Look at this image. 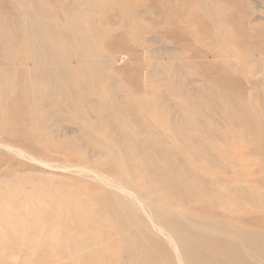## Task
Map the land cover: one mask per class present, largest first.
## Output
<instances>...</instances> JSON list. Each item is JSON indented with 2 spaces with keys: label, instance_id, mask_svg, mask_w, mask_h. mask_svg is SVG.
<instances>
[{
  "label": "rangeland",
  "instance_id": "1",
  "mask_svg": "<svg viewBox=\"0 0 264 264\" xmlns=\"http://www.w3.org/2000/svg\"><path fill=\"white\" fill-rule=\"evenodd\" d=\"M10 1H12V0H0V13H2V14H0V19L2 20V22H0V26H1L0 27V37H1L0 38V193L2 191V193L0 194V197H1L0 198V203H1L0 207H2L4 205L3 207H5V208L8 207L7 209H9V210H7V209L5 210V208H2V211H4V212H2L0 210L2 213H4L3 214L4 219L2 217H0L4 222V223H0L1 224L0 225V231H1L0 232V239H1V241H0V264H80L79 263L80 260H78V262H77V260L75 259L76 257H78L77 259H80V258L82 259L81 264H142L141 262H144L143 264H155L156 263V260L152 261V259H150V258L149 259L148 258L143 259V257H141V255L138 256V254L141 252L140 249H139L140 251L137 250V252H136V250H134V252H132V250L128 251V249L126 250V245L124 243H122V242L120 243L118 241V238L115 235L116 232L113 229L112 225L109 224L110 225L109 226L107 224L108 221L109 222L111 221V219H109V218H111V214H113L116 211V209L114 210V206L113 207L111 206L112 205L111 198H112V194H113L112 192L113 191H110L109 188L106 187L105 185H102L101 183H99L97 181L95 182V180L93 181L92 179H89L87 177L84 178V176L79 175V173L76 171L73 172L71 170H66V169H63L61 167L56 168V166L47 165L48 162H50L53 165H58V164L63 165V164H67V163L72 164V165H76V164H82V165H87V166L90 165V166H93L95 168L98 167L97 169H101L102 171H107V173H110L111 175H114L117 177L121 175V173L124 171V169L128 168L130 171H132L133 174H135L136 178L134 177V180L132 179V181H134V183L136 185L140 186V184H142L140 187L144 188L145 190H148L149 189L148 182L150 184L151 183L153 184L154 182H155L154 184H158V185L160 184L164 188L166 193L169 192L168 195L165 192L164 193L161 192V194L170 201L174 198V195L178 196V194L175 191L176 189L174 188V187L178 186V184H179L178 187L183 189V187L185 185L189 186V184H190V186H193V185H191L193 182L201 184V180L212 181L211 179H213V181L216 182L215 181V179H216L218 182V183L216 182L217 186H222L225 184L224 178L228 179V177H229V180L231 179L230 181L227 180L229 185H230L231 182L234 184V180L237 179L236 177H238V179L239 178L243 179L246 176L247 178L243 179L242 181L246 180L245 182H247V179H249V178L252 179V177L255 176L256 179L254 177L252 180H250V179L248 180L250 182L249 184L252 185L254 182L253 186L256 187V189H258V190H261V188L258 186L263 185L262 190H264V184H263L264 183L263 182L264 181V178H263L264 177V166H263L264 165V156H263L264 155V151H263V149H264V146H263L264 145V140H263L264 139V124L262 125V122L264 120V116L263 115L261 116L262 113L264 114V110H263L264 109V71H263L264 70V62H263L264 61V58H263L264 57L263 56L264 55V18H263L264 17V0H209V1L208 0H202V1L201 0H181V1L180 0H139V2H138V0H122V1L121 0H114V1L113 0H105L103 2L100 1L102 3L94 2V5H92L93 8L91 7V5L86 4L85 0H82V1L87 5L86 7H84L85 5H82V4H84L83 2L79 6L76 5V4L80 3V0L79 1L78 0H72L73 4H75L77 7L73 6V4L71 3L70 0H56V1L55 0H47V1L46 0H32V1L31 0H28V1L27 0H13L12 2H10ZM41 1H43L44 6H43V3ZM45 1L48 3H46ZM60 1H62V2L60 3ZM66 1H67V3H66ZM56 2H58V4ZM198 2H199V5H198ZM204 2H207V3H204ZM30 3H32V4H30ZM54 3H55V5H54ZM96 3H98V4L96 5ZM103 3L104 4L106 3V5L104 6ZM128 3H129V5H126ZM192 3L199 6V8L197 6H195L194 4L192 5ZM201 3H203V4L201 5ZM213 3H215L217 5V8H215L216 5H214ZM14 4H15V6H14ZM17 4L20 6L21 9L19 8V6ZM47 4H49V5H47ZM63 4H65L64 7H66V8H68L69 4L72 7H69L66 10L63 7ZM183 5H185L186 8L183 9ZM57 6H61V7L59 8ZM80 6L82 8H80ZM187 6H188V11H187ZM51 7H53V8L57 7V8H54L55 9L54 10ZM74 7L78 10L72 11V9H75ZM189 7H191V8H189ZM193 7H194V9H193ZM195 7L198 9H196ZM31 8H33V10H31ZM63 8H64V10H66L65 11L66 13L62 10ZM70 8H71V10H70ZM48 9L51 11H49ZM82 9H85L86 11L82 10ZM88 9H89V13L87 12ZM191 9H193V10H191ZM218 9H219V11H218ZM16 10H18V12ZM132 10H134L135 12ZM207 10L210 12H208ZM67 11L69 13H67ZM71 11L74 12L75 15H73L74 13H72ZM203 11L205 13H203ZM23 12H25V14H23ZM49 12L54 13V15H56V13H57L56 16L58 18V22H56V21L53 22L54 21L53 19L48 18V16H45V15L49 14ZM80 12H84V13H80ZM71 13H72V15H71ZM87 13H88V17L86 15ZM138 13H140V15H138ZM202 13L204 14V16ZM210 13H211V15H213L215 13V15H213L214 17L213 16L211 17ZM28 14H29L30 18L28 16ZM69 14H70V16H69ZM131 14H134V15H131ZM218 14H220V17L217 16ZM23 15H25V16H23ZM37 15H39L41 17V19H43V20L46 19L45 20L46 22L52 20L51 22L53 24L56 23L55 25H57V26L53 25L51 22L45 23L44 21H43L44 24L41 26L40 24H42V22H41L39 16L35 17ZM65 15H68V17H69L66 20H65V18H67V16L64 17ZM83 15L86 17V19L87 18L88 19L87 20L83 19V18H85V17H83V18L81 17ZM103 15H104V17H103ZM122 15H125L126 17H124ZM74 16H77V17L75 18ZM90 16H93V19ZM207 16H209V17H207ZM215 16H216V19H215ZM256 16H258V17H256ZM21 17H22V19H21ZM72 17H74V19ZM80 17L83 20L82 25H81L82 20H80L81 19ZM210 17H211V20H210ZM14 18H15V20H14ZM75 19L78 22L74 21ZM20 20H21V22H20ZM22 20H23V22H26V23H24L25 25L22 24L23 23ZM67 20L70 21V23L67 22ZM92 20H93V22H91ZM94 20L96 22L97 21L98 22L96 23ZM13 21H15L14 25H13V23H11ZM73 21L77 23V25L74 26V27H76V28H74V30L76 31V29L77 30L79 29L76 32L75 31L72 32L73 29H72V27H70L71 26L70 24ZM60 22L62 24L61 27H63V24L65 23L64 25H66L68 28L66 26H64L63 28H60V25H61ZM86 22H87V24H85ZM1 23H3V24L1 25ZM99 23H100V25H99ZM218 23H221V25ZM18 24L22 25V26H19ZM26 24H27V26H26ZM29 24H31V25H29ZM211 24H212L214 29L217 28L216 29L217 32L215 31L216 33L213 31L214 29L212 28ZM216 24H218V25H216ZM87 25L90 26V27H88L89 29L87 28ZM93 25L97 29H94ZM219 25L221 26V30H220ZM39 26H40V28H39ZM83 26L85 29L87 28L89 30L88 33H87L88 30L87 31L84 30ZM15 27L17 30L15 29ZM20 27H21V30H20ZM33 27H36V28L33 29ZM45 27L47 28V31L45 30L46 29ZM50 27H51V30L49 29ZM81 28H83L82 30L85 31V34L84 33L83 34L85 35L86 40L82 39V41L84 40L85 43H83L81 41V39L79 40V38H77L79 34H80L79 37L83 36L81 32H84V31H81ZM250 28H252V29H250ZM38 29H39V31H38ZM41 29H43V31ZM34 30H35V32H34ZM49 30L51 31V34H49L50 33ZM30 31H32L31 35H30ZM44 31H45V35H44ZM219 31H220V34H219ZM42 32H43V34H42ZM55 32H58L59 34L61 32L60 36H59V34L52 35V33L54 34ZM77 32L78 33L80 32V33L78 34ZM90 32H92L91 34L93 35V40L95 39L96 42H95V40L94 41L91 40L92 38H91ZM25 33H26V35H28L27 36L28 39H27ZM62 33H65V34L62 35ZM74 33H75V36H74ZM76 33L78 35H76ZM86 33L88 34L87 35L88 37L86 36ZM212 33L215 35L212 36L213 35ZM221 34H225V36H229V37L223 36L224 38H222ZM34 35L36 37H34ZM29 36H31V37H29ZM37 36H39V37H37ZM68 36H70V38ZM57 37L59 38L58 40L55 39ZM212 37L216 38L215 39L216 41H214L212 39ZM218 37L221 40L220 39L218 40ZM24 38L27 40H25ZM52 38H53V41L55 40L54 44L52 43L53 41L50 42V40H49V39L52 40ZM60 38L62 39V41L64 39L65 40L62 42L60 40ZM2 39L3 40L7 39V40L4 42V41H1ZM222 39H224V40H222ZM226 39H228V42H225ZM34 40H35V42H34ZM36 41H37V43H36ZM32 42H33V44H32ZM76 42H77V44H76ZM78 42H81V43L79 44ZM220 42L222 45H223V42L228 43V44L227 45L224 44V46H226V47H224L220 44ZM229 42H231V43H229ZM24 43L26 44L25 47H24V45H25ZM50 43L52 44V46H54L57 43L56 44L57 46L55 45V49H57V50H54L53 47L50 48V46H51ZM63 43H65L63 45L64 47L67 46L65 48L67 50H65L64 47L61 46ZM100 43H101V45H99ZM215 43H216V45L218 44V46H216ZM29 44H30V46H29ZM58 44H60V49H58ZM66 44H68L69 46ZM94 44H96V45H94ZM229 44H231L229 46L230 48L228 47L229 51H226L227 46ZM232 44L234 45L233 47H231ZM35 45L37 47H35ZM72 45H73V47H72ZM76 45H78V46L76 47ZM87 45L88 46L90 45V47H88ZM91 45H93V46H91ZM10 46H12V47H10ZM32 47H34V48H32ZM69 47H71V48L69 49ZM94 47H96L97 49H99V47H102L100 49L102 51L104 50V52H103L104 54L103 53L101 54L102 51L101 50L98 51ZM235 47H236V50H235ZM11 48H13V52H12V50H10ZM77 48H78V50H77ZM89 48H91L92 51H94V49H95V51H94L95 53L92 52ZM31 49L32 50L35 49L34 51H37V52L34 53V51L32 52ZM42 49L44 50V53L42 52ZM63 49L65 50L64 53L62 52V51H64ZM71 49H73V50H71ZM230 49L231 50L233 49L234 51H231ZM218 50H220V51H218ZM58 51L62 52L64 54V56H66L65 54L67 51L66 58H70V61H68L69 59L66 61V58L63 57V55H61V53H58ZM68 52H69V54H68ZM88 52H90V54ZM231 52L233 53V55L235 53H236L235 55L239 54L238 56H240V57L233 56L231 54ZM11 53H13V54L15 53V54L13 55ZM84 53L87 55H85ZM33 54H35V55H33ZM56 54H59L60 56L58 55L56 57ZM70 54L74 56V57L72 56L74 59L71 58ZM95 54L99 55L100 58L104 62L106 61L105 64H102L103 61L98 58L99 56L98 57H97V55L94 56ZM220 54H221L222 58L220 57ZM259 54H261V56H259L257 58V56ZM11 55H12V57L13 56L14 57L12 58ZM104 55L106 58H109L110 56H112L113 60L111 61V63H109L110 61L108 59L103 57ZM106 55L109 57H107ZM247 55H250L251 58ZM45 56H46V58H44ZM77 56H78V58H77ZM86 56H88V57H86ZM228 56L232 57V58H229ZM30 57H31V59H30ZM55 57L57 60H55ZM90 57H91V59H90ZM226 57H228V58H226ZM61 58L62 59L64 58L63 60H65V61H63ZM44 59H46V61ZM89 59L94 60L95 63L93 61L91 62ZM96 59L99 61H96ZM237 59H238V61H237ZM34 60H36V61H34ZM43 60L45 61V63L43 62ZM228 60H229V62H228ZM239 60H241V61H239ZM29 61H31L33 63V65H31L32 63ZM57 61H58V63H57ZM82 61H84L85 65L87 64L88 67L91 65L90 68L91 67L92 68L90 70H87L86 69V68H88L87 65L86 66L83 65L84 68L86 67L85 68L86 71H85V69L82 68V66H80V64L83 63ZM100 61H102V63ZM259 61H261V62H259ZM36 62L42 63V65L46 64L45 66L47 68L43 67L42 65L40 66V64L36 63ZM47 62H49V63L47 64ZM63 62H67V64H68L67 67L65 65L66 63L64 64ZM69 62H72V64ZM235 62H237V63H235ZM54 63L57 65H55ZM96 63L99 64L98 67H97V65H95ZM258 63L262 64L261 65L262 67ZM60 64H62V65H60ZM35 65H36V67H35ZM70 65H72V67ZM94 65L97 67V69ZM157 65H158V67H157ZM61 66H64V67H61ZM79 66L82 68V70ZM258 66L261 68H259ZM69 67H71V69ZM235 67H237L238 70L235 69ZM40 68H42V69H40ZM44 68H46L47 70L50 69V71L48 70L49 72L46 73ZM79 68L82 71V73L84 74V77L88 75L87 77H85L86 81L84 78L81 79L80 76H78V75L82 74L81 72H79L80 71ZM162 68L164 70H162ZM24 69H26V70H24ZM61 69H64V72ZM72 69L73 70L75 69V71H72ZM159 69L161 70V72L158 71ZM32 70H33V72H32ZM65 71H68L67 72L68 77L66 76ZM89 71H91L93 75H89ZM109 71H110V73H109ZM163 71H165V74H162V73H164ZM34 72H35V74H34ZM57 72H58V74H57ZM61 72H63L64 74L62 73V75H59V73H61ZM91 72H90V74H91ZM105 72H107V73L105 74ZM158 72L162 75L158 74L159 76L157 77L156 74ZM166 72L169 74L166 75ZM45 73H46V75H45ZM69 73H70V76H69ZM75 73H77V75ZM111 74H113V75H111ZM33 75H35V76L38 75L39 78L38 77L34 78ZM42 75L44 76L43 79H42V77H43ZM47 75L49 76L50 80L53 78L50 76L53 75L55 77L53 79L55 84L52 83L53 80L49 81L48 78H45V77H48ZM105 75H106V77H105ZM56 76H58V78ZM62 76H64V78L66 77L65 78L66 81ZM81 76H83V75H81ZM90 76L94 77L93 80H92V77H90ZM170 76H171V78H170ZM30 77H32L31 80L33 81V84H32V81L30 80ZM95 77L96 78L98 77V80L95 81ZM4 78L6 80H4ZM69 78L70 79L72 78L73 81L72 80L70 81ZM34 79L35 80L37 79L38 81L35 82ZM44 79L48 80L51 84H49V82L45 81ZM55 79L56 80L58 79V80L55 82ZM83 79L85 82L82 81ZM42 80H43V82H42ZM97 81H99V82H97ZM8 82L12 83L13 85H10ZM40 82H41V84H40ZM47 82L49 84L48 86H50L52 84L55 86L52 85V88H51V86L49 88L47 86ZM57 82H59V83H57ZM102 82L106 86L103 87V84H101ZM115 82H117V83L115 84ZM119 82L122 84L123 90L121 88V85H118ZM36 83L38 86L36 85ZM63 83L64 84L66 83L67 85H64ZM69 83H71V85H72L70 89H68V86L70 87ZM28 84L30 85V87H31V85L33 88L35 87L34 91H33V88L31 87L32 92H33V93L30 92L31 94H27L28 93L27 88L30 89ZM59 84L61 87L64 86V88H62V90H61ZM90 84H92L93 87ZM113 84H115L117 86L114 87ZM76 85H77V87H76ZM11 86H12V88H11ZM73 86L76 87L75 90H73L74 89V88H72ZM112 86L114 89H118L117 92L121 91V94L123 93V96L118 97V95H120V94L117 93L115 90H113L115 93H117V94H115L112 91V89H113ZM118 86H119V88H118ZM66 87H67V89H66ZM39 88H40V90H39ZM45 88L46 89L49 88V90L47 89L49 92L47 90H45ZM64 89L66 90L67 94H69L68 97L66 96L67 94L66 95L62 94L63 92L66 93L64 91ZM76 89H77L76 93H78V91H79V94H74ZM98 89H99V91H98ZM106 90H107V92L112 91L111 92L112 94L117 95L116 97H115V95H112L113 98L111 96L109 97V100L111 102L107 101L108 99L106 100V98H108V97L103 98V96L107 94V92H105ZM38 91H40V92H38ZM41 91H42V93H41ZM70 91H74V93L73 92L70 93ZM35 92L36 93L38 92V93L36 94ZM45 92L46 93L48 92V94L46 95ZM54 92H55V94H54ZM60 92H61V94H60ZM81 92H83V93H81ZM94 92L96 93V95ZM110 92H108L109 93V94H107L108 96L111 95ZM33 94H35L36 96ZM101 94H103V95H101ZM144 94H145V96L149 95L150 97L152 94H155V95H154V97H152L153 99H151L149 96L148 97L143 96ZM25 95H28V96H25ZM41 95L43 98H41ZM31 96H32V99H31ZM34 96L38 99L34 98ZM77 96L79 98L81 97L82 101ZM91 96L92 97L94 96L93 97L95 99L94 101L90 100V99H92ZM97 96L100 99L103 98L105 100V103L103 102V104H102V102H101L102 100H99L100 102L98 100H96V99H99V98H97ZM125 96H127V97L125 99H123V101H120L119 103H117L119 101L118 98H120V100H122V98ZM134 96H135V98H134ZM137 96H138V99H137ZM246 96H247V98H246ZM39 97H40V99H39ZM46 97L49 99H47ZM89 97H91V98H89ZM132 97L134 98V100L136 99L135 102H134ZM44 98L47 99V101H49L48 104L51 103V104H49L48 108L46 107L48 104H45ZM52 98H53V100H52ZM60 98H62L63 101ZM127 98L130 101L126 100ZM229 98H230V100L233 101V102L231 101V104L229 103L230 102ZM234 98L236 99V101ZM238 98H243V101H242V99H238ZM5 99H6V101H5ZM24 99H25V101H24ZM33 99L35 100V103H33L34 102ZM68 99L71 100L70 102H73V104H74V102H76L75 104H77L78 107L74 104V106H76L75 107L76 109H75L72 103L70 105ZM83 99H86L85 103L83 102L84 101ZM87 99L91 102L89 103L87 101ZM113 99L115 100V102ZM29 100H30V102H28ZM54 100H56V101H54ZM179 100L180 101L183 100V102L181 103ZM250 100H252V102ZM36 101L38 104L36 103ZM96 101H97V103H96ZM184 101H186V102H184ZM219 101H220V103H219ZM60 102L64 107H65L66 103L68 102L65 109L62 108L63 106L60 104ZM94 102H95L96 106H94L95 105ZM224 102L226 104V107H225ZM42 103L45 104V106L43 105L44 107H42ZM58 103H59V105H58ZM91 103H93V105ZM126 103L130 106V108H129V106L126 105ZM184 103H185V105H184ZM34 104H37V105L35 106ZM54 104L57 107V109L56 108L54 109ZM79 104L81 105V107H79ZM87 104H89V106L90 105L94 106L95 111H94L92 106H90L91 107L90 108V107H88ZM104 104L106 105V107L104 106ZM109 104H114L113 105L114 107L109 108L110 107ZM136 104H137V106H136ZM139 104H140V106H139ZM236 104L239 106V108ZM83 105H85V107ZM86 105L88 107L87 109H86ZM209 105L212 107H209ZM242 105L245 108H243ZM251 105H253L252 108H251ZM254 105H255V107H254ZM30 106H32V107H30ZM58 106L61 107V108H59V110H58ZM72 106H73V108H72L73 110H71ZM122 106H123V109H122ZM126 106H127V108H126ZM216 106H218V107H216ZM25 107H26V109H25ZM49 107H51V108L53 107L52 110ZM111 107H112V105H111ZM136 107L138 110L135 109ZM140 107H141V111H140ZM158 107L161 109V111ZM198 107L201 108L203 111L201 110L199 112L200 109ZM213 107H215L216 109L218 108L219 116L221 118L223 117L224 119L225 118L226 119L225 120L223 118L221 119L218 116V114L216 113L217 110L215 108H214L215 109L214 111H211V110H213ZM227 107H228V110L226 109ZM241 107H242V109H241ZM30 108H32V109H30ZM80 108H81V110H80ZM103 108L105 109L106 112H108L106 114L107 117L109 116V118L110 117L113 118L112 120H111V118H110V120L108 118V121H107V119H106L107 117L105 116L104 111L103 112L101 111V113H100V110H102ZM108 108L110 109L109 111H108ZM197 108L199 110H197ZM207 108L208 109L210 108V109L206 110ZM221 108H222V110H221ZM231 108H234L236 111L234 112V109H231ZM27 109L31 110V111H29V114H28ZM112 109L115 110V112L112 111ZM151 109L152 110L154 109L153 110L154 114H152V116L158 115L157 116L158 118L156 116L151 118L152 116H150L151 115L150 112H153V111H150ZM186 109H188V110H186ZM190 109L192 111H194L193 113H195V119L197 117V121L193 117L194 114L190 113V111H191ZM224 109H226V110L224 111ZM229 109H230V111H229ZM252 109H256V111L254 112V110H252ZM258 109H260V110H258ZM78 110H80L79 112L81 115L75 112ZM117 110H118V112H116ZM146 110H149L150 112L146 111ZM184 110H185V112H184ZM81 111H82V113H81ZM155 111H156V113H155ZM237 111L239 114L237 113ZM239 111L240 112L244 111L245 114L247 112L248 115L246 116L244 113L241 114L242 112L240 113ZM94 112H96L99 117ZM110 112H112V114ZM139 112L140 113L142 112V113L140 114ZM222 112H224V113H222ZM260 112H262V113L260 114ZM42 113H43V115H41ZM48 113H52L53 115L49 116ZM74 113L76 114V116L77 115L78 116L77 117L73 116V115H75ZM119 113H121L122 115ZM123 113H125V114H123ZM126 113H128V116ZM162 113L165 116L164 118L162 117L163 116ZM184 113H186V115ZM231 113L234 116L231 115ZM251 113H253V114L251 115ZM30 114L32 115L31 119H30ZM82 114H84V115H82ZM85 114H87V115H86V118L84 119L83 116H85ZM100 114H103V115H100ZM159 114H160V116H159ZM90 115H91V119H93V120H94V117L96 116L95 119H97L96 120L97 122H91L92 120H90ZM119 115L123 117V120L121 117H119ZM51 116H53L54 119L51 118ZM186 116H188L189 118ZM231 116L236 118V120L233 118L234 122H233ZM236 116L238 117V119ZM239 116L241 119L239 118ZM248 116H251V117H248ZM32 117H35V119L34 118L32 119ZM45 117H47L46 118L47 122H45V119H41V118H45ZM155 117L158 119V121H157V119H155ZM180 117H182L185 120V122L188 124V125H185V126H187V128L184 126V124H186V123ZM246 117L248 120H249V118L251 119L250 122H246L247 121ZM48 118H51V119H48ZM119 118H120V120H119ZM242 118H245V119H242ZM100 119H102L104 121L103 124H102V120H100ZM124 119H126V122L128 123V125L130 123V124H132V126H134V131L132 130L133 128L129 127L127 125V123H125ZM128 119H130V120L128 121ZM190 119H191V121L195 120V125H194L193 121L192 122L190 121ZM78 120H80V121H78ZM154 120L157 121L158 123L154 122ZM165 120H166V122H165ZM170 120H171V122H169ZM176 120H178V121H176ZM213 120H214V123H213ZM226 120H228V121L230 120L229 123ZM241 120L244 122L243 124H242V122H240ZM40 121L42 124L40 123ZM87 121H88V123L86 124ZM120 121H122V122L120 123ZM159 121L160 122L162 121V122L159 123ZM188 121L190 122V124H192V126L189 124ZM252 121L254 124L252 123ZM259 121H260V123H259ZM163 122L165 124H163ZM235 122L237 124L236 125L237 127H239L241 125L239 129L235 128L236 127ZM245 122H246V124H248L247 126L244 125ZM156 123L159 124L160 127L158 125H156ZM82 124H83V126H81ZM85 124L89 125V126H86ZM146 124H147V126H146ZM160 124H162L165 127V129L161 128L162 125H160ZM238 124H240V125H238ZM258 124H259V126H258ZM84 125L86 127H84ZM96 125H98L100 128L98 126L96 127ZM189 125H190V127H189ZM166 126H167V128H166ZM214 126H217V127H214ZM225 126L227 127V129H225ZM158 127L161 129H159ZM219 127H220V130H219ZM229 127H230V130H229ZM248 127L249 128L251 127L250 128L251 131L248 130ZM119 128H121V130ZM189 128H193L194 130L191 129L192 131H190ZM207 128H208L209 132L206 131ZM233 128H234V130H233ZM128 129H130V130H128ZM145 129L150 135H152V136L154 135L153 136V138H155V139H153L154 141L151 139L152 137H150V135L148 133H146ZM187 129H189V131ZM237 129L239 131H237ZM164 130L168 131L170 136H175L176 134L179 133L178 134L179 137L177 136V138H176V140L179 141V144L178 143H176V144L171 143V146L169 144L166 146V144L162 143L161 140L162 141H168L170 139L167 136L168 133H166ZM121 131L125 135L124 136L122 134L125 137V140H124V137L121 138V136H122ZM127 131L129 133H127ZM220 132H221V134H220ZM132 133H134L133 135L138 133L137 134L138 137L137 136L134 137L132 135ZM209 133H211V137H209L210 136ZM147 134L149 135V137ZM259 134H261V136ZM128 135H129V137H128ZM180 135H181V138H180ZM229 135L231 136V138ZM157 136H158V138H156ZM212 136L214 137V139H212ZM132 137H134V138H132ZM241 137H243L244 139H241ZM259 137H260V140H259ZM127 138H128V140L129 139L132 140L131 143L128 144L129 141L126 140ZM139 138H140V140H139ZM224 138H226V140ZM98 139H100V140H98ZM122 139L125 141V143ZM135 139H136L137 143L134 142ZM235 139H238L239 142H238V140L235 141ZM103 140H105V141H103ZM157 140L160 141V144L158 143L159 141H157ZM184 140H186L185 141L186 144L183 142ZM255 140H256V142H255ZM97 141H101V142L103 141L105 143H103V142L101 143V142H97ZM119 141H120V144H119ZM121 141L124 144H122ZM143 141L146 143H143ZM156 141H157V144L154 143ZM201 141L203 143L205 141L206 146L203 143L199 144ZM244 141L246 143V146H245ZM252 141H254L255 143ZM260 141H262V143H260ZM211 142L212 143L214 142V143L211 144ZM230 142L232 143L231 145H230ZM241 142H242V144H241ZM250 142H251V145H249ZM223 143H225V144L223 145ZM7 144H10V145L12 144L13 147L19 148V149L23 150L25 153H23V154L16 153L15 151L6 148L5 145H7ZM96 144H99V145H96ZM103 144H104V146H103ZM108 144H110V146L112 145L111 148L112 147L114 148L113 151H115V153H116L117 149L119 150L120 153L117 150V153L115 154L112 151V149L109 146H107ZM125 144L126 145L128 144L129 146L127 145L128 146L127 147ZM136 144H137V146H138V144L139 145L142 144V146H144L146 148L141 147V146H138L139 148L135 147ZM158 144L159 145L163 144V145L161 146V148H159ZM172 144H175V145L172 146ZM252 144H254V145H252ZM257 144H259V146ZM124 145H125L126 150H125V148H122V146L124 147ZM147 145H150V146H147ZM164 145L166 147H163ZM210 145H212V146H210ZM214 146H215L214 149L217 148L220 150V148L223 146L222 147L223 149L221 148V150L225 151L224 148L226 150H229V152L225 151V157H227V159L229 161L226 158H224L225 160H223V159L222 160L225 162L223 163V161H222L221 163H219L218 157L220 155H215L216 153H214L213 148H211ZM129 147H131V148H129ZM149 147L150 148L152 147V149H150ZM192 147H194V148H192ZM202 147H203V149H202ZM208 147L211 148L212 150L208 149ZM106 148H107V150H109L108 156H106V153H107ZM135 148L140 149L139 152ZM153 148H155V149H153ZM198 148L201 151L200 150L198 151ZM206 148L208 150H205ZM142 149H143V151H142ZM165 149H167V152L168 151L169 152L167 153ZM191 149L193 151H197V152L193 153ZM123 150L125 153L123 152ZM152 150L154 151V152H152L154 155L151 153ZM203 150L206 152H204ZM210 150H211V152H210ZM104 151H105V153H102ZM134 151H136V153ZM140 151H141V153H140ZM110 152H112V153H110ZM198 152L199 153L201 152L199 154L200 156L197 154ZM226 152H227V154H226ZM112 154H113V156H111ZM128 154H130V157L128 156ZM136 154L137 155L140 154L138 156H140L141 158L145 156L144 154H146V155L149 154V155H147L149 158L147 159V156L145 157V159L143 158V161L145 162L144 163L141 161L142 159L140 157L138 158V156ZM141 154H142V156H141ZM201 154L202 155L205 154L204 158L208 157L210 159L208 160V158H206L208 161L202 160ZM213 154L217 157V159L215 158V156ZM92 155L95 156L96 158L93 157ZM97 155H99V156H97ZM166 155H168V156L166 157ZM209 155L211 157H209ZM227 155H229V156H227ZM259 155L262 157H260ZM172 156H174V157H172ZM185 156H188L187 158H189L190 160L192 159V160L190 162H188V161H184L180 158V157L186 158ZM213 156H214V158H213ZM113 157H116L115 160L116 159L117 160L115 161L113 159ZM124 157L127 159V162L125 161L126 159ZM161 157H163L164 159L162 160ZM230 157L231 158L233 157L234 161H235V158L239 159L240 161L236 162L237 164H235V162L232 160V163H231ZM101 158H102V160H101ZM220 158H222V157L220 156L219 159ZM156 159L159 160L160 164L158 161L156 162ZM165 159H167V160H165ZM198 159L201 161V163H198V162H200ZM37 160H38V162H37ZM121 160H122V163H121ZM131 160H132V162L134 160L136 162L132 163ZM170 160H172V161H170ZM119 161H120V163H119L120 165L116 164ZM148 161L150 162V164ZM182 161H184V162L182 163ZM195 161H197V162H195ZM39 162H41V163H39ZM43 162H45V164ZM125 162H126V164H125ZM188 163H190V164L192 163L191 165H193V167L190 164L188 165ZM218 163L220 164V166H218ZM128 164H131V165H128ZM133 164H136V165L139 164L138 166H141V168L139 167L140 171H139V168L134 166ZM162 164L165 167H163ZM203 164H204V166H203ZM226 164H227V166H226ZM234 164L236 165V167ZM121 165H122L123 169L120 167ZM144 165H145V167H144ZM205 165H207L208 168ZM127 166H129V167H127ZM186 166H187V168H186ZM142 167H144V168L142 169ZM150 167H153V168H150ZM175 167H178L179 169L176 168L175 169L176 171H174L172 168H175ZM209 167H211V169ZM133 168L135 170H133ZM167 168L170 170H168ZM190 168H192V169H190ZM193 168H194V171H196L194 173H199L202 171L205 172V173H203V172L199 173L201 176L200 179L202 178L201 180H198V177H191V176H189V174H186L187 169H190V171H193ZM198 168L200 170L202 169V171L198 170ZM216 168H218V169H216ZM119 169H122V171ZM141 169L145 172H143ZM236 169L237 170L239 169L238 172ZM108 170H111V171H108ZM136 170H138V171H136ZM206 170H208V171H206ZM133 171L134 172L136 171V172L134 173ZM148 171H150V172L148 173ZM253 171H254V175L252 174V176H251L250 173H253ZM139 172H141L142 174ZM154 172L157 173V175H155ZM232 172H236L235 173L236 175H234V173H232ZM246 172H248V173H246ZM114 173H117V174H114ZM138 173H139L140 177L137 176ZM168 173L170 175L171 174H173V175L170 176ZM182 173H183L184 177H183V175H181ZM187 173H188V171H187ZM174 174L176 177L174 176ZM203 174L205 176H206V174H210V175H207L205 178ZM215 174L218 177L215 176ZM232 174L235 177H233ZM244 174H246V175H244ZM247 174H249V175L247 176ZM261 174H263V175H261ZM151 175H153L154 181H153V179L151 181V178H153ZM167 175H168V177H170L169 179H168ZM257 176L259 178H257ZM177 177H178V179H177ZM188 177H190V178H188ZM219 177L220 178L224 177V178L218 180ZM260 177H262L261 178L263 180L262 182L260 180ZM47 178H49L50 180ZM155 178H156V180H155ZM180 178H181V180H180ZM183 178H186V179H183ZM170 179H172V180H170ZM190 179H192V180L187 181ZM196 179H197V181H196ZM258 179L260 180V182ZM168 180L171 181V183L168 182ZM165 181H167L168 183L167 182L165 183ZM174 181H176V182H174ZM175 183H176V185H175ZM144 184L146 187L144 186ZM259 184H261V185H259ZM105 187L108 189H106ZM167 187H169L168 189H170V190L166 189ZM15 188H18V189H15ZM54 188H55V190H54ZM44 189H45V191H44ZM103 189H104V191H103ZM62 190H64L63 193H62ZM65 191H66V194L68 193L67 195H69V197L66 196ZM109 191H110L111 196L109 194H107V193H109ZM9 192L11 194H9ZM34 192H35V194H33ZM31 193H32L33 197L31 195ZM224 194L227 196H229V195L232 196L231 195L232 193L227 191V190L224 191ZM11 195H13L14 198H12L13 196L11 197ZM26 195H27V197H25ZM64 195L66 196V199H65ZM102 195H103V198H102ZM169 196L171 199L169 198ZM9 197H11V198H9ZM91 197L92 198L95 197V199H97L96 200L97 204H98L97 206L92 207L89 205V200L91 199ZM23 198H26V200ZM261 198H262V201L261 200L260 201H261V203H263L264 202L263 201L264 200L263 195H261ZM6 199H7V201H6L7 204L5 202H3ZM39 200H41V201H39ZM67 200H69V201H67ZM80 200H81V202H80ZM10 201H13V202H10ZM83 201L86 203H83ZM9 202L11 205L9 204ZM19 202H20V204H19ZM44 202H45V204H44ZM75 202H77V203H75ZM194 202H197V203H194ZM25 203H27V205H30L29 206L30 208H27L28 206H26ZM40 203H42V204L40 205ZM56 203L59 204L60 209L63 208V206H64L65 209L64 208L62 209V210H64L63 212H61L62 210L57 208L59 206H58V204L56 205ZM80 203H82L83 205ZM106 203H109V204H107V205H109V208L106 205ZM32 204H33V206H32ZM84 204H85V206H84ZM86 204L88 206V210L91 209V212L86 209L87 208ZM198 204H202L203 206H199ZM77 205L79 206L78 210L76 209ZM42 206H43V208H42ZM263 206H264V204H263ZM12 207H13V210L10 209ZM50 207L52 210L50 209ZM234 207L229 211L230 213H226L218 207H209L206 204V202L203 200L202 201L201 200L200 201L199 200L198 201H192V203L191 202L189 203V208L192 211H206V212L214 213V214L221 216V217L225 216L226 218L231 219L234 222H236L243 229L249 228V229L256 231V232H262V233L264 232V209L247 206V204L245 205L244 203L242 205H238V207H236V209ZM248 207L250 210L249 209L247 210ZM37 208H38V210H37ZM110 208L111 209L113 208L112 209L113 211ZM40 209H43V210H40ZM70 209H72L73 211L71 210L69 212ZM108 209H110L111 212ZM245 209H246V211H245ZM235 210H236V213H235ZM6 211H8V212H6ZM30 211H33V214ZM1 212H0V216L2 215ZM12 212H13V214H11ZM77 212L78 213L80 212L79 213L80 215ZM84 212L86 214L88 213V215H85ZM231 212L232 213L234 212V214H232ZM6 213H7V216H6ZM105 213H107V214H105ZM71 214H72V216H71ZM96 214H97V216H98L97 218L99 220L97 218H95ZM108 214L110 215L109 217H108ZM12 215H13V217H11ZM93 216H94V218H93ZM5 217H7V219H5ZM8 217H10V218H8ZM83 217H85V218H83ZM11 218H13V221L9 222V221H11ZM15 218H18L19 221ZM20 219L22 221H20ZM85 219H87V220H85ZM102 219L103 220L105 219L104 220L105 223L103 222ZM6 220L10 223L11 227H9V224L6 223ZM14 220L18 221L19 228H21V229L18 228L17 223ZM72 220H73V222H72ZM78 220L82 224H80L78 222ZM96 220H97V222H96ZM53 221L56 223H54ZM85 221H86V223H85ZM99 221H101L102 223L100 224ZM76 222L78 223V224H76L78 226L75 225ZM11 223H13L17 228ZM5 224H6V226H5ZM21 224H23V225H21ZM42 224L44 225V227ZM93 224H94V226H92ZM105 224H106L107 228H106ZM34 226H35V228H34ZM12 227L13 228L15 227L16 230L12 229ZM38 227H40L43 231L39 230L40 228H38ZM100 227H102V228H100ZM110 227L113 229V231ZM84 228L88 232H86V230ZM50 229H52V230H50ZM76 229L78 230V232L76 231ZM82 229H84V230H82ZM89 229L90 230L91 229H96V230H102L103 229L102 230V232H103L102 238L104 239L103 242H105V243H107L106 242L107 237H110L111 239L112 238L113 239L108 244L104 243L105 245H102V243H101V244H97L96 246L93 245L92 246L93 248L90 247V249H86L84 251L79 250L78 248L81 247V246H79V245H81V243L79 242V240H78V242L76 241L77 236H78L77 233L80 234V232L83 231V232H81V234H82L85 231L86 234H82L83 238H85V236H87L91 232ZM19 231H20V233H19ZM45 231L46 232L48 231L49 233L47 232L48 234H46ZM44 234H46L47 236L46 235L44 236ZM4 235L7 237L5 238ZM40 235H42L41 239H43V240L40 239ZM50 235H51V237H49ZM54 235L57 236L58 239L60 236L59 240L60 241L62 240L61 244L52 239V236H54ZM75 235H76V239H73L75 237ZM106 235H107V237H106ZM43 236H44V238H43ZM243 236H247L248 239L246 237L244 238ZM237 237L242 239V241H238V240L233 241V244H235V246L237 245V243L239 244V245H237L238 247L237 246L235 247L232 244V242H229V243H231L230 245H228L229 244L228 242H225L227 244H225L224 242L223 243L221 242V244L218 243L220 245V247L217 244V241L216 242L214 241L215 243L212 242L211 246L212 247H214V246L218 247V249H219L218 251H216V253H221V254L225 255L224 252L227 251L225 253L226 254L228 253V255H225L226 257H224V259L226 261H224V259H223L224 262H222L221 258H219V260H221L220 262H218V259H216V261H214L215 260L214 259L212 262H211V260H204V264H214V263L215 264L216 263L217 264H221V263H223V264H230V263L231 264H236V263L237 264H240V263L241 264H264V250H263L264 249V247H263L264 246V241H263L264 237H260L256 233H251V234H245V233L240 234L239 233L237 235ZM64 239L66 240V242L64 241ZM249 239H251L252 242L254 241L256 243H254V242L252 243L251 240H249ZM44 240L46 242L45 244H44ZM72 240H75L76 242L72 241ZM248 240H249V242H248ZM255 240H257L258 243ZM35 241L37 244L35 243ZM243 241H244V243H242ZM218 242H220V241H218ZM239 242L242 243V247H243V244H244V246L247 245L246 249L243 248V250L245 249V252L242 250L241 243H239ZM48 243H50L51 246H50V244L48 245ZM76 243H78V245ZM213 243L217 244V245L213 246ZM251 243L255 244V245H253L255 247H251ZM53 244L54 245L56 244V245L54 246ZM71 244H72V246H71ZM62 245H63V247L65 245L66 249L63 247L59 248ZM74 245H75V247H74ZM248 245H250V246H248ZM223 246H225V247H223ZM230 246L233 249H230ZM240 247H241V249H240ZM248 247L251 249H248ZM258 247H260L261 249ZM234 248H235V250L237 249L236 250L237 252L234 251ZM252 248H253V250H252ZM117 250H118V253H120V254L117 253ZM123 250L125 251V253ZM222 250H224L223 253H222ZM231 250H232V252H231ZM246 250L247 251L250 250V252H251V250L252 251L255 250V252L249 253ZM34 251H35V253H34ZM89 251L91 253H89ZM71 252H72V254H71ZM79 252H81L80 254L82 256L79 254ZM83 252H85V253H83ZM97 252H98V254H97ZM126 252L132 253L133 256L136 255L134 253H137V255L134 257L132 255H130L133 257V259L135 261H133L132 257H129V255ZM104 253H106V254H104ZM234 253H236V255L238 257H236V255ZM244 253H246V254H244ZM254 253H257V254L255 255ZM258 253L260 256V257H258L259 260H257L258 258L256 259V257L251 258V256H250V259H254V260H250L249 257L246 256V255H251V254L258 256ZM88 254H89V258H88ZM96 256L98 258L100 257L99 260ZM227 256H229V257H227ZM241 256H242V258H241ZM110 257H112V258H110ZM124 257L125 258L128 257L127 260L128 259L129 260L125 261ZM246 257H247V260L243 259ZM90 258H92V259H90ZM83 259H85V260H83ZM151 261L155 262V263H151ZM157 261H159V260H157ZM227 261L230 263H228ZM233 261H235V262H233ZM237 261H240V262L238 263ZM160 262H162V261H160ZM160 262H158L156 264H159Z\"/></svg>",
  "mask_w": 264,
  "mask_h": 264
},
{
  "label": "bare ground",
  "instance_id": "2",
  "mask_svg": "<svg viewBox=\"0 0 264 264\" xmlns=\"http://www.w3.org/2000/svg\"><path fill=\"white\" fill-rule=\"evenodd\" d=\"M13 1V0H12ZM12 1H10V2H12ZM28 1V0H27ZM32 1V0H31ZM47 1V0H46ZM45 1V2H46ZM56 1V0H55ZM71 1V3L73 4V2H72V0H70ZM79 1V0H78ZM100 1H105V0H85V3L86 4H88V5H91V7H92V5H94V2H100ZM114 1V0H113ZM112 1V2H113ZM122 1V0H121ZM181 1V0H180ZM202 1V0H201ZM209 1V0H208ZM30 2V1H29ZM42 3H43V1H41ZM62 1H60V3H61ZM83 1L82 0H80V3L79 4H76V5H80L81 3H82ZM102 2H100V3H102ZM111 2V1H110ZM118 2V1H117ZM138 2H139V0H138ZM141 2V1H140ZM254 2V1H253ZM46 3H48V2H46ZM57 4H58V2H56ZM66 3H67V1H66ZM65 3V4H66ZM70 3V2H69ZM70 3V4H71ZM84 3V2H83ZM82 4V5H85L84 7H86L87 5L86 4ZM120 3V2H119ZM204 3H207V2H204ZM212 3V2H211ZM19 4V3H18ZM17 4V5H18ZM30 4H32V3H30ZM65 4H63V7H64V5ZM70 4H69V6H68V8L69 7H72V6H70ZM98 3H96V5H97ZM104 4V3H103ZM112 4V3H111ZM141 4V3H140ZM175 4V3H174ZM194 3H192V5H193ZM203 3H201V5H202ZM214 5H216L215 3H213ZM259 4V3H258ZM47 5H49V4H47ZM46 5V6H47ZM53 5V4H52ZM54 5H55V3H54ZM75 4H73V6H76ZM106 5V3L104 4V6ZM120 5V4H119ZM123 5V4H122ZM126 5H129V3L128 4H126ZM195 5V4H194ZM198 5H199V2H198ZM14 6H15V4H14ZM19 6V5H18ZM43 6H44V3H43ZM103 6V5H102ZM121 6V5H120ZM133 6V5H132ZM136 6V5H135ZM176 6V5H175ZM185 5H183V9L184 8H186V6L184 7ZM190 6V5H189ZM195 6H197V5H195ZM38 7V6H37ZM49 7V6H48ZM57 7H61V6H57ZM57 7H54V8H57ZM77 7V6H76ZM83 7V8H84ZM90 7V6H89ZM117 7V6H116ZM134 7V6H133ZM198 8H199V6H197ZM207 7V6H206ZM214 7V6H213ZM256 7V6H255ZM261 7V6H260ZM16 8V7H15ZM18 8V7H17ZM19 8H20V6H19ZM23 8V7H22ZM26 8V7H25ZM51 8H53V7H51ZM53 8V9H54ZM66 10L68 9V8H66V7H64ZM64 8L62 9L64 12L66 11V10H64ZM75 8V7H74ZM80 8H82L81 6H80ZM79 8V9H80ZM88 8V7H87ZM93 8V7H92ZM105 8V7H104ZM111 8V7H110ZM137 8V7H136ZM189 8H191V7H189ZM196 8V7H195ZM198 8H196V9H198ZM215 8H217V5H216V7ZM21 9V8H20ZM86 9V8H85ZM85 9H82V10H85ZM97 9V8H96ZM132 9V8H131ZM193 9H194V7H193ZM193 9H191V10H193ZM195 9V10H196ZM214 9V8H213ZM212 9V10H213ZM257 9V8H256ZM23 10V9H22ZM31 10H33V8H31ZM49 10V9H48ZM55 10V9H54ZM53 10V11H54ZM58 10V9H57ZM70 10H71V8H70ZM81 10V9H80ZM123 10V9H122ZM138 10V9H137ZM186 10V9H185ZM17 12H18V10H16ZM21 11V10H20ZM49 11H51V10H49ZM69 11V10H68ZM67 11V13H69ZM74 11V10H73ZM75 11H76V8H75ZM86 11V10H85ZM84 11V12H85ZM110 11V10H109ZM121 11V10H120ZM132 11H134V10H132ZM131 11V12H132ZM187 11H188V6H187ZM206 11V10H205ZM208 11V10H207ZM216 11V10H215ZM218 11H219V9H218ZM217 11V12H218ZM44 12V11H43ZM60 12V11H59ZM72 12V11H71ZM84 12H80V13H84ZM88 13H89V10L87 11ZM130 12V11H129ZM135 12V11H134ZM140 12V11H139ZM199 12V11H198ZM208 12H210V11H208ZM214 12V11H213ZM35 13V12H34ZM66 13V12H65ZM73 13V12H72ZM72 13H71V15H72ZM88 13L86 14L87 15V17H88ZM91 13V12H90ZM188 13V12H187ZM203 13H205L204 11H203ZM202 13V14H203ZM219 13V12H218ZM0 14H2V13H0ZM16 14V13H15ZM23 14H25V12H23ZM42 14V13H41ZM59 14V13H58ZM96 14V13H95ZM100 14V13H99ZM121 14V13H120ZM209 14V13H208ZM217 14V13H216ZM35 15V14H34ZM56 15H57V13H56ZM56 15H54V13H50L49 12V14H47V15H45V16H48V18H51V19H53L54 21L53 22H58V18H57V16ZM63 15V14H62ZM82 15V14H81ZM93 15V14H92ZM130 15V14H129ZM131 15H134V14H131ZM137 15V14H136ZM138 15H140V13H138ZM210 15H211V13H210ZM213 15H215V13L213 14ZM213 15H211V17L213 16ZM5 16V15H4ZM19 16V15H18ZM22 16V15H21ZM23 16H25V15H23ZM28 16H29V14H28ZM27 16V17H28ZM39 15H37V16H35V17H38ZM67 16V18H65V20L66 19H68L69 17H68V15H65L64 17H66ZM69 16H70V14H69ZM79 16V15H78ZM122 16H124V17H126L125 15H122ZM203 16H204V14H203ZM217 16H219L220 17V14H218ZM14 17V16H13ZM63 17V16H62ZM75 18L77 17V16H74ZM74 17H72L73 19H74ZM82 18L83 17H85L84 15L83 16H81ZM80 17V18H81ZM90 17H92V19H93V16H90ZM103 17H104V15H103ZM106 17V16H105ZM135 17V16H134ZM139 17V16H138ZM207 17H209V16H207ZM211 17H210V20H211ZM214 17V16H213ZM256 17H258V16H256ZM5 18V17H4ZM29 18H30V16H29ZM39 18H40V20H41V22H42V24H40L41 26L44 24L43 23V21L45 22V23H47V22H51V21H45V20H43V19H41V17L39 16ZM45 18V17H44ZM47 18V19H48ZM82 18L80 19V20H82ZM101 18V17H100ZM107 18V17H106ZM129 18V17H128ZM264 18V17H263ZM13 19V18H12ZM20 19V18H19ZM21 19H22V17H21ZM35 19V18H34ZM72 19V20H73ZM83 19H86V17L85 18H83ZM88 19V18H87ZM86 19V20H87ZM103 19V18H102ZM215 19H216V16H215ZM258 19V18H257ZM260 19V18H259ZM14 20H15V18H14ZM24 20V19H23ZM23 20H22V22H23ZM79 20V21H80ZM97 20V19H96ZM99 20V19H98ZM127 20V19H126ZM132 20V19H131ZM35 21V20H34ZM39 21V20H38ZM74 21H76V19L74 20ZM73 21V22H74ZM95 21V20H94ZM134 21V20H133ZM251 21V20H250ZM257 21V20H256ZM0 22H2V20L0 19ZM15 21H13V22H11V23H13V25L15 24L14 23ZM18 22V21H17ZM20 22H21V20H20ZM67 22H69L70 23V21H68L67 20ZM72 22V23H73ZM76 22H78V21H76ZM76 22L73 24V25H75L76 24ZM81 22V21H80ZM85 22V21H84ZM89 22V21H88ZM91 22H93V20L91 21ZM96 22V21H95ZM98 22V21H97ZM96 22V23H97ZM5 23V22H4ZM19 23V22H18ZM24 23H26V22H23L22 24H24ZM52 23V22H51ZM64 23V22H63ZM71 23V24H72ZM139 23V22H138ZM141 23V22H140ZM257 23V22H256ZM3 23H1V25H2ZM17 24V23H16ZM38 24V23H37ZM36 24V25H37ZM53 24V23H52ZM56 24V23H55ZM55 24H53V25H55ZM60 24H61V22H60ZM65 24V23H64ZM63 24V27L64 26H66V25H64ZM70 24V25H71ZM79 24V23H78ZM83 24V20H82V22H81V25ZM85 24H87V22L85 23ZM84 24V25H85ZM218 24H220L221 25V23H218ZM218 24H216V25H218ZM260 24V23H259ZM19 25V24H18ZM25 25V24H24ZM29 25H31V24H29ZM97 25V24H96ZM99 25H100V23H99ZM215 25V24H214ZM219 25V26H220ZM16 26V25H15ZM19 26H22V25H19ZM26 26H27V24H26ZM25 26V27H26ZM55 26H57V25H55ZM62 26V24L60 25V28H63V27H61ZM76 26V25H75ZM79 26V25H78ZM188 26V25H187ZM211 26H212V24H211ZM223 26V25H222ZM1 27V26H0ZM67 27V26H66ZM70 27H72V28H76V27H74V26H70ZM88 27H90V26H88L87 25V28ZM93 27H94V25H93ZM129 27V26H128ZM34 28H36V27H33V29ZM39 28H40V26H39ZM42 28V27H41ZM46 28V27H45ZM59 28V27H58ZM59 28V29H60ZM68 28V27H67ZM83 28H84V26H83ZM83 28H81V31H84V30H88L87 28L85 29L84 28V30H82ZM212 28H213V26H212ZM216 28V27H215ZM3 29V28H2ZM15 29H16V27H15ZM50 30H51V27L49 28ZM94 29H97L96 27H94ZM129 29V28H128ZM214 29V28H213ZM212 29V30H213ZM217 29V28H216ZM216 29H214L213 31L215 32L216 31ZM250 29H252V28H250ZM17 30V29H16ZM20 30H21V27H20ZM26 30V29H25ZM31 30V29H30ZM42 31H43V29H41ZM46 31H47V28L45 29ZM49 30V34H51V31ZM64 30V29H63ZM68 30V29H67ZM72 30V29H71ZM79 30V29H78ZM136 30V29H135ZM220 30H221V26H220ZM29 31V30H28ZM38 31H39V29H38ZM61 31V30H60ZM65 31V30H64ZM75 31V30H74ZM76 31H77V29H76ZM75 31V32H76ZM130 31V30H129ZM32 31H30V35L32 34L31 33ZM34 32H35V30H34ZM66 32V31H65ZM72 32H73V30H72ZM89 32V30L87 31V33ZM98 32V31H97ZM101 32V31H100ZM217 32V31H216ZM215 32V33H216ZM22 33V32H21ZM24 33V32H23ZM47 33V32H46ZM68 33V32H67ZM78 33V32H77ZM76 33V35H78ZM82 33V37H79V35H78V37L77 38H79V40L81 39V41H82V39H85L86 40V38H85V31L84 32H81ZM84 33V34H83ZM86 33V36L88 35ZM92 32H90V35H91V40H93V35L91 34ZM131 33V32H130ZM35 34V33H34ZM42 34H43V32H42ZM56 34H59L58 32H55L54 34L52 33V35H56ZM60 34H61V32H60ZM60 34H59V36H60ZM65 33H62V35H64ZM213 34V33H212ZM219 34H220V31H219ZM25 35H26V33H25ZM24 35V36H25ZM44 35H45V31H44ZM51 35V36H52ZM89 35V36H90ZM142 35V34H141ZM215 34H213L212 36H214ZM218 35V34H217ZM222 35V38H224V37H229V36H225V34H221ZM28 35H26V37H27ZM40 36V35H39ZM39 36H37V37H39ZM74 36H75V33H74ZM101 36V35H100ZM220 36V35H219ZM224 36V37H223ZM29 37H31V36H29ZM34 37H36L35 35H34ZM45 37V36H44ZM53 37V36H52ZM69 38H70V36H68ZM67 37V38H68ZM84 37V38H83ZM88 37V36H87ZM136 37V36H135ZM134 37V38H135ZM263 37V36H262ZM1 38V37H0ZM3 38V37H2ZM49 38V37H48ZM54 38V37H53ZM53 38H52V40L51 39H49L50 40V42L51 41H53ZM76 38V39H77ZM25 39V38H24ZM27 39H28V37H27ZM27 39H25V40H27ZM30 39V38H29ZM45 39V38H44ZM56 40H58L59 38L57 37V38H55ZM75 39V40H76ZM138 39V38H137ZM212 39L214 40V41H216L215 39L216 38H213L212 37ZM220 38L218 37V40H219ZM229 39V38H228ZM228 39H226V41L225 42H228ZM7 40V39H6ZM5 39L3 40H1V41H6ZM36 40V39H35ZM35 40H34V42H35ZM60 40L62 41V39L60 38ZM65 40V39H64ZM63 40V41H64ZM90 40V41H91ZM95 40V39H94ZM93 40V41H94ZM221 40V39H220ZM222 40H224V39H222ZM62 41V42H63ZM231 41V40H230ZM25 42V41H24ZM30 42V41H29ZM54 42H55V40L52 42L53 44H54ZM57 42V41H56ZM83 43H85L84 42V40L82 41ZM95 42H96V40H95ZM94 42V43H95ZM222 42V41H221ZM221 42H220V44H221ZM225 42H223V45L222 46H224V44H228V43H225ZM232 42V41H231ZM231 42H229V43H231ZM10 43V42H9ZM36 43H37V41H36ZM59 43V42H58ZM79 44L81 43V42H78ZM87 43V42H86ZM23 44V43H22ZM25 44V43H24ZM32 44H33V42H32ZM51 44V43H50ZM57 44V43H56ZM55 44V45H56ZM61 44V43H60ZM60 44H58V49H60ZM65 43H63L61 46H63ZM74 44V43H73ZM76 44H77V42H76ZM97 44V43H96ZM96 44H94V45H96ZM21 45V44H20ZM49 45V44H48ZM55 45L54 46H52V44H51V46H50V48L51 47H53L54 48V50H57V49H55ZM66 45H68V44H66ZM65 45V46H66ZM98 45V44H97ZM99 45H101V43L99 44ZM215 45H216V43H215ZM231 44H229L228 46H227V50L226 51H229L228 50V47L230 46ZM22 46V45H21ZM26 46V44L24 45V47ZM29 46H30V44H29ZM34 46V45H33ZM57 46V45H56ZM69 46V45H68ZM78 45H76V47H77ZM82 46V45H81ZM86 46V45H85ZM88 46V45H87ZM91 46H93V45H91ZM216 46H218V44L216 45ZM234 45L232 44V46L231 47H233ZM236 46V45H235ZM8 47V46H7ZM6 47V48H7ZM10 47H12V46H10ZM35 47H37L36 45H35ZM64 47V46H63ZM67 47V46H66ZM66 47H64V49L66 48ZM72 47H73V45H72ZM83 47V46H82ZM88 47H90V45L88 46ZM97 47V46H96ZM96 47H94V48H96ZM221 47V46H220ZM219 47V48H220ZM224 47H226V46H224ZM32 48H34V47H32ZM71 47H69V49H70ZM87 48V47H86ZM92 48V47H91ZM91 48H89L90 50H91ZM100 48H102V47H99V49H97L96 48V50H101ZM223 48V47H222ZM221 48V49H222ZM230 48V47H229ZM17 49V48H16ZM36 49V48H35ZM34 49V50H35ZM38 49V48H37ZM63 49V50H64ZM224 49V48H223ZM10 50H12V52H13V48H11ZM34 50H32L31 49V51L33 52ZM53 50V49H52ZM65 50H67V49H65ZM65 50L64 51H62L63 53L65 52ZM71 50H73V49H71ZM77 50H78V48H77ZM231 50V49H230ZM235 50H236V47H235ZM255 50V49H254ZM81 51V50H80ZM92 51V50H91ZM94 51H95V49H94ZM94 51H92V52H94ZM102 51V50H101ZM169 51V50H168ZM218 51H220V50H218ZM231 51H234L233 49L231 50ZM19 52V51H18ZM25 52V51H24ZM35 52H37V51H34V53ZM42 52L44 53V50L42 49ZM57 52V51H56ZM62 52H59L58 51V53H61V55H63V57H65L66 58V56H67V51H66V56H64V54L62 53ZM70 52V51H69ZM69 52H68V54H69ZM74 52V51H73ZM84 52V51H83ZM82 52V53H83ZM104 52V50L101 52V54ZM171 52V51H170ZM217 52V51H216ZM224 52V51H223ZM89 54H90V52H88ZM95 53V52H94ZM158 53V52H157ZM161 53V52H160ZM226 53V52H225ZM11 54H13V53H11ZM15 54V53H14ZM13 54V55H14ZM55 54V53H54ZM85 54V53H84ZM98 54V53H97ZM97 54H95L94 56H96ZM104 54V53H103ZM106 54V53H105ZM153 54V53H152ZM172 54V53H171ZM231 54L233 55V53L231 52ZM236 54V53H235ZM233 55V56H235V57H237L238 55ZM8 55V54H7ZM33 55H35V54H33ZM45 55V54H44ZM59 54H56V57L58 56ZM71 55V54H70ZM69 55V56H70ZM83 55V54H82ZM85 55H87V54H85ZM84 55V56H85ZM161 55V54H160ZM226 55V54H225ZM228 55V54H227ZM10 56V55H9ZM16 56V55H15ZM37 56V55H36ZM60 56V55H59ZM73 55H71V58H73L72 57ZM79 56V55H78ZM78 56H77V58H78ZM99 55H97V57H98ZM107 56V55H106ZM247 56H249L250 57V55H247ZM257 56V55H256ZM255 56V57H256ZM259 56H261V54H259L258 56H257V58L259 57ZM264 56V55H263ZM11 57H12V55H11ZM14 57V56H13ZM12 57V58H13ZM56 57H55V60H57L56 59ZM80 57V56H79ZM86 57H88V56H86ZM85 57V58H86ZM96 57V58H97ZM104 58H106L105 57V55L103 56ZM102 57V58H103ZM107 57H109V56H107ZM144 57V56H143ZM220 57L222 58V56H221V54H220ZM229 57V56H228ZM228 57H226V58H228ZM238 57H240V56H238ZM246 57V56H245ZM244 57V58H245ZM248 57V58H249ZM253 57V56H252ZM10 58V57H9ZM33 58V57H32ZM38 58V57H37ZM44 58H46V56L44 57ZM99 59H101L100 58V56L98 57ZM103 58V59H104ZM160 58V57H159ZM170 58V57H169ZM229 58H232V57H229ZM251 58V57H250ZM249 58V59H250ZM264 58V57H263ZM30 59H31V57H30ZM34 59V58H33ZM32 59V60H33ZM60 59V58H59ZM62 59V58H61ZM64 59V58H63ZM62 59V60H63ZM69 59V60H68ZM74 59V58H73ZM81 59V58H80ZM90 59H91V57H90ZM89 59V60H90ZM106 59H108L107 61L109 62V63H111V61L113 60L112 59V56H110L109 58H106ZM171 59V58H170ZM241 59V58H240ZM248 59V60H249ZM254 59V58H253ZM260 59V58H259ZM45 61H46V59H44ZM43 60V62L45 63V61ZM70 61V58H66V61ZM79 60V59H78ZM86 60V59H85ZM102 60V59H101ZM168 60V59H167ZM175 60V59H174ZM243 60V59H242ZM34 61H36V60H34ZM33 61V62H34ZM41 61V60H40ZM60 61V60H59ZM63 61H65V60H63ZM72 61V60H71ZM91 62L93 61L94 62V60H90ZM96 61H99V60H97L96 59ZM103 61V60H102ZM102 61H100L101 63H102ZM163 61V60H162ZM170 61V60H169ZM177 61V60H176ZM237 61H238V59H237ZM239 61H241V60H239ZM29 62H31V61H29ZM73 62V61H72ZM72 62H69V63H71L72 64ZM83 63L82 64H80V66H82V68H84L83 67V65H85V63H84V61H82ZM99 62V63H100ZM106 62V61H105ZM105 62L103 61V63L102 64H105ZM160 62V61H159ZM228 62H229V60H228ZM249 62V61H248ZM258 62V61H257ZM259 62H261V61H259ZM264 62V61H263ZM32 63V62H31ZM30 63V64H31ZM36 63H39V62H36ZM35 63V64H36ZM43 63V64H44ZM49 62H47V64H48ZM57 63H58V61H57ZM65 65H66V67H67V62H63ZM62 63V64H63ZM95 63V62H94ZM100 63V64H101ZM235 63H237V62H235ZM241 63V62H240ZM29 64V65H30ZM40 64V66L42 65V63H39ZM38 64V65H39ZM55 64V63H54ZM62 64H60V65H62ZM63 64V65H64ZM158 64V63H157ZM164 64V63H163ZM225 64V63H224ZM259 64V63H258ZM31 65H33V63L31 64ZM37 65V64H36ZM36 65H35V67H36ZM46 65V64H45ZM45 65H42L43 67H46ZM55 65H57V64H55ZM59 65V66H60ZM77 65V64H76ZM75 65V66H76ZM87 65V64H86ZM85 65V66H86ZM90 65V64H89ZM95 65H97V67H98V63H96ZM94 65V66H95ZM165 65V64H164ZM227 65V64H226ZM260 66L262 65V64H259ZM49 66V65H48ZM53 66V65H52ZM71 67H72V65H70ZM79 66V67H80ZM91 66V65H90ZM90 66L88 67V65H87V67L89 68H86L87 70H90L91 68H90ZM102 66V65H101ZM105 66V65H104ZM237 66V65H236ZM239 66V65H238ZM34 67V66H33ZM38 67V66H37ZM56 67V66H55ZM61 67H64V66H61ZM71 67H69L70 69H71ZM96 67V66H95ZM97 67H96V69H97ZM107 67V66H106ZM105 67V68H106ZM156 67V66H155ZM157 67H158V65H157ZM259 67V66H258ZM262 67V66H261ZM261 67H259V68H261ZM47 68V67H46ZM46 68H44L45 69V71H46V73L47 72H49L50 71V69H46ZM49 68V67H48ZM81 68V67H80ZM80 68H79V70H80ZM82 68H81V70H82ZM84 68V69H85ZM242 68V67H241ZM31 69V68H30ZM37 69V68H36ZM40 69H42V68H40ZM67 69V68H66ZM65 69V70H66ZM86 69H85V71H86ZM95 69V70H96ZM158 69V68H157ZM235 69H237V67H235ZM24 70H26V69H24ZM61 70H63V72H64V69H61ZM79 71V72H81L82 73V71ZM162 70H164L163 68H162ZM238 70V69H237ZM58 71V70H57ZM72 71H75V69L73 70L72 69ZM159 72H161V70L159 69L158 70ZM178 71V70H177ZM182 71V70H181ZM264 71V70H263ZM2 72V71H1ZM32 72H33V70H32ZM31 72V73H32ZM39 72V71H38ZM56 72V71H55ZM54 72V73H55ZM59 72V71H58ZM58 72H57V74H58ZM63 72H61V73H59V75H62V73ZM68 71H65V73H66V76L68 75V73H67ZM90 72L91 71H89V75H93L92 74V72H91V74H90ZM155 72V71H154ZM157 72V71H156ZM157 73L156 75H157V77L159 76V75H162V74H165V71H163L164 73H162V74H160V73ZM43 73V72H42ZM46 73H45V75H46ZM53 73V74H54ZM80 73V74H81ZM85 73V72H84ZM107 72H105V74H106ZM109 73H110V71H109ZM177 73V72H176ZM33 74V73H32ZM34 74H35V72H34ZM41 74V73H40ZM51 74V73H50ZM64 74V73H63ZM76 75H77V73H75ZM86 74V73H85ZM99 74V73H98ZM101 74V73H100ZM155 74V73H154ZM159 74V75H158ZM169 73H167L166 72V75H168ZM174 74V73H173ZM5 75V74H4ZM49 75V74H48ZM47 75V76H48ZM55 75V74H54ZM81 75H83V76H81ZM81 75H78V76H80V78L82 79V78H84L85 79V77H87V76H85L84 77V74L82 73ZM111 75H113V74H111ZM27 76V75H26ZM43 76V75H42ZM41 76V77H42ZM65 76V75H64ZM64 76H62L63 78H64ZM69 76H70V73H69ZM173 76V75H172ZM186 76V75H185ZM33 77L34 78H37L38 77V75L37 76H35V75H33ZM50 77H53L51 80H53L55 77L52 75V76H50ZM57 78H58V76H56ZM60 77V76H59ZM68 77V76H67ZM73 77V76H72ZM90 77H92V76H90ZM105 77H106V75H105ZM113 77V76H112ZM144 77V76H143ZM162 77V76H161ZM160 77V78H161ZM169 77V76H168ZM3 78V77H2ZM31 78L32 77H30V80H31ZM39 78V77H38ZM44 78V76L42 77V79ZM45 78H48V80L49 81H51L50 79H49V76L48 77H45ZM66 78V77H65ZM64 78V79H65ZM77 78V77H76ZM93 78L94 77H92V80H93ZM148 78V77H147ZM170 78H171V76H170ZM63 79V80H64ZM70 79V78H69ZM84 79L82 80V81H84ZM167 79V78H166ZM4 80H6L5 78H4ZM28 80V79H27ZM35 80V79H34ZM45 80V79H44ZM48 80H45V81H48ZM58 80V79H57ZM56 79H55V82L57 81ZM73 81V79L71 78L70 79V81ZM90 80V79H89ZM96 80H98V77L96 78L95 77V81ZM170 80V79H169ZM11 81V80H10ZM9 81V82H10ZM32 81V80H31ZM30 81V82H31ZM36 81H38L37 79L35 80V82ZM48 81V82H49ZM62 81V80H61ZM65 81H66V79H65ZM85 81H86V79H85ZM84 81V82H85ZM176 81V80H175ZM8 82V83H9ZM23 82V81H22ZM42 82H43V80H42ZM48 82H47V86L49 85V84H51L50 82H49V84H48ZM60 82V81H59ZM59 82H57V83H59ZM64 82V81H63ZM78 82V81H77ZM90 82V81H89ZM97 82H99V81H97ZM6 83V82H5ZM52 83H54V80L52 81ZM61 83V82H60ZM72 83V82H71ZM71 83H69L70 84V87L68 86V89H70L71 88ZM117 82H115V84H116ZM4 84V83H3ZM10 85H13L12 83H9ZM31 84V83H30ZM32 84H33V81H32ZM39 84V83H38ZM40 84H41V82H40ZM55 84V83H54ZM64 84V83H63ZM78 84V83H77ZM101 84H103V82L101 83ZM115 84H113V86L114 87H116L117 85H115ZM29 85V84H28ZM36 85H37V83H36ZM43 85V84H42ZM46 85V84H45ZM53 85V84H52ZM52 85H50L51 86V88H52ZM62 85V84H61ZM64 85H67L66 83L64 84ZM92 87H93V85L92 84H90ZM112 85V84H111ZM118 85H121V88H122V84L119 82L118 83ZM22 86V85H21ZM38 86V85H37ZM50 86H48L49 88H50ZM53 86H55V85H53ZM59 86H60V84H59ZM75 86V85H74ZM72 87V88H74L73 90H75V88L77 87V85H76V87ZM100 86V85H99ZM98 86V87H99ZM104 86H106L105 84H103V87ZM113 86H112V88H113ZM29 87H30V85H29ZM31 87H32V85H31ZM31 87H30V89H31ZM42 87V86H41ZM79 87V86H78ZM11 88H12V86H11ZM33 88V87H32ZM49 88H47L48 90H49ZM54 88V87H53ZM60 88H61V90H62V88H64V86L63 87H61L60 86ZM96 88V87H95ZM111 88V87H110ZM118 88H119V86H118ZM19 89V88H18ZM28 89V93L27 94H31L30 92H32V89L30 90L29 88H27ZM34 89H35V87L33 88V91H34ZM46 88H45V90H47ZM56 89V88H55ZM59 89V88H58ZM66 89H67V87H66ZM80 89V88H79ZM5 90V89H4ZM39 90H40V88H39ZM42 90V89H41ZM47 90V91H48ZM72 90V89H71ZM82 90V89H81ZM95 90V89H94ZM109 90V89H108ZM113 90H115L116 92L118 91V89H112V91ZM120 90V89H119ZM122 90H123V88H122ZM36 91V90H35ZM43 91V90H42ZM42 91H41V93H42ZM64 91L66 92V90L64 89ZM96 91V90H95ZM98 91H99V89H98ZM111 91V92H112ZM125 91V90H124ZM6 92V91H5ZM38 92H40V91H38ZM37 92V93H38ZM49 92V91H48ZM48 92L46 93V95L48 94ZM53 92V91H52ZM63 92V91H62ZM71 92H73L74 93V91H70V93ZM77 92V89H76V91H75V93L74 94H79V91H78V93H76ZM104 92V91H103ZM105 92H107V90L105 91ZM104 92V93H105ZM108 92H110V91H108ZM107 92V94H109ZM110 92V93H111ZM114 92V91H113ZM33 93V92H32ZM36 93V92H35ZM36 93V94H37ZM44 93V92H43ZM69 93V92H68ZM81 93H83V92H81ZM80 93V94H81ZM89 93V92H88ZM95 93V92H94ZM115 93V92H114ZM117 93H119L120 95H118V97H122L123 96V93L121 94V91H119V92H117ZM117 93H115V94H117ZM198 93V92H197ZM54 94H55V92H54ZM60 94H61V92H60ZM63 95L65 94H67V92L66 93H62ZM104 95L103 96V98L104 97H108V98H106V100L107 101H110L109 100V97L111 96L112 97V95H115V94H112L111 93V95ZM33 95H35V94H33ZM68 95L69 94H67L66 96L68 97ZM95 95H96V93H95ZM101 95H103V94H101ZM147 95V94H146ZM154 95L155 94H152L151 95V99H153L152 97H154ZM25 96H28V95H25ZM36 96V95H35ZM34 96V98H36ZM38 96V95H37ZM44 96V95H43ZM55 96V95H54ZM117 95H115V97H116ZM140 96V95H139ZM143 96H145V94L143 95ZM148 96H145V97H148ZM250 96V95H249ZM48 97V96H47ZM46 97V98H47ZM59 97V96H58ZM70 97V96H69ZM78 97V96H77ZM76 97V98H77ZM92 97V96H91ZM91 97H89V98H91ZM94 97V96H93ZM92 97V99H90L91 101H94L95 99ZM127 96H125V97H123L122 98V100H120V98H118V102L117 103H119L120 101H123V99H125ZM27 98V97H26ZM41 98H43L42 97V95H41ZM75 98V97H74ZM79 98V97H78ZM86 98V97H85ZM88 98V97H87ZM97 98H99L98 96H97ZM96 99V100H102L101 102H102V104H103V102L105 103V100L104 99ZM113 98V97H112ZM131 98V97H130ZM133 98V97H132ZM134 98H135V96H134ZM134 98H133V100H134ZM244 98V97H243ZM243 98H238V99H242V101H243ZM246 98H247V96H246ZM31 99H32V96H31ZM36 99H38V98H36ZM39 99H40V97H39ZM45 99V98H44ZM47 99H49V98H47ZM47 99H45V104H48V102L49 101H47ZM61 100H62V98H60ZM65 99V98H64ZM72 99V98H71ZM81 101H82V99H81V97L79 98ZM116 99V98H115ZM137 99H138V96H137ZM233 99V98H232ZM235 99V98H234ZM34 100V99H33ZM43 100V99H42ZM52 100H53V98H52ZM58 100V99H57ZM60 100V101H61ZM69 100V99H68ZM78 100V99H77ZM76 100V101H77ZM84 101V103L86 102L85 100L86 99H83ZM114 100V99H113ZM126 100H129L128 98L126 99ZM198 100V99H197ZM5 101H6V99H5ZM24 101H25V99H24ZM27 101V100H26ZM32 101V100H31ZM40 101V100H39ZM38 101V102H39ZM47 101V102H46ZM54 101H56V100H54ZM59 101V100H58ZM57 101V102H58ZM63 101V100H62ZM71 100H69V103H70V105H71V103L73 104V102H70ZM75 101V100H74ZM87 101L90 103L91 101H89L88 99H87ZM130 101V100H129ZM136 101V99L134 100V102ZM145 101V100H144ZM180 101V100H179ZM229 103L231 104V101L232 100H230V98H229ZM235 101H236V99H235ZM251 102H252V100H250ZM254 101V100H253ZM28 102H30V100L28 101ZM33 102V101H32ZM87 102V103H88ZM100 102V101H99ZM111 102V101H110ZM114 102H115V100H114ZM148 102V101H147ZM181 103L183 102V100L182 101H180ZM184 102H186V101H184ZM233 102V101H232ZM4 103V102H3ZM26 103V102H25ZM33 103H35V100H34V102ZM32 103V104H33ZM36 103H37V101H36ZM53 103V102H52ZM56 103V102H55ZM68 103V102H67ZM67 103H66V105H67ZM76 102H74V104H75ZM96 103H97V101H96ZM107 103V102H106ZM132 103V102H131ZM219 103H220V101H219ZM235 103V102H234ZM250 103V102H249ZM256 103V102H255ZM28 104V103H27ZM38 104V103H37ZM37 104H34L35 106L37 105ZM41 104V103H40ZM45 104L44 103H42V107H44L45 106ZM49 104H51V103H49ZM49 104L46 106L47 108H48V106H49ZM60 104H61V102H60ZM64 104V103H63ZM74 104H73V106H74ZM92 105H93V103H91ZM94 104H95V102H94ZM99 104V103H98ZM97 104V105H98ZM101 104V103H100ZM133 104V103H132ZM159 104V103H158ZM180 104V103H179ZM188 104V103H187ZM210 104V103H209ZM215 104V103H214ZM224 104H225V102H224ZM229 104V105H230ZM245 104V103H244ZM243 104V105H244ZM26 105V104H25ZM29 105V104H28ZM44 105V106H43ZM58 105H59V103H58ZM62 105V104H61ZM60 105V106H61ZM66 105H65V107L63 106H61L62 108H66ZM77 107H78V105L77 104H75ZM88 105V107H90V106H92V105H90L89 106V104H87ZM87 105H86V109L88 108L87 107ZM111 105H112V107H111ZM114 104H109V108H113L114 106H113ZM118 105V104H117ZM121 105V104H120ZM126 105L127 106H129L127 103H126ZM148 105V104H147ZM181 105V104H180ZM179 105V106H180ZM183 105V104H182ZM184 105H185V103H184ZM189 105V104H188ZM208 105V104H207ZM212 105V104H211ZM237 105V104H236ZM243 105H242V107H243ZM256 105V104H255ZM255 105H254V107H255ZM53 106V105H52ZM73 106L71 107V110H73L72 108H73ZM76 106H74V108L76 107ZM84 107H85V105H83ZM94 106H96V104L94 105ZM94 106H92L93 107V109H94V111H95V108H94ZM104 106L106 107V105L104 104ZM119 106V105H118ZM124 106V105H123ZM123 106H122V109H123ZM127 106H126V108H127ZM134 106V105H133ZM136 106H137V104H136ZM139 106H140V104H139ZM222 106V105H221ZM232 106V105H231ZM238 106V105H237ZM258 106V105H257ZM30 107H32V106H30ZM61 107H59L58 106V110H59V108H61ZM79 107H81V105L79 104ZM83 107V108H84ZM103 107V106H102ZM101 107V108H102ZM120 107V106H119ZM135 107V106H134ZM182 107V106H181ZM200 107V106H199ZM198 107V108H199ZM204 107V106H203ZM209 107H212V106H210L209 105ZM216 107H218V106H216ZM225 107H226V104H225ZM242 107H241V109H242ZM253 107V105H251V108ZM40 108V107H39ZM38 108V109H39ZM49 108H51V107H49ZM53 108V107H52ZM52 108H51V110H52ZM57 109V107L55 106V104H54V109ZM91 108V107H90ZM98 108V107H97ZM108 108V111L110 110ZM116 108V107H115ZM129 108H130V106H129ZM156 108V107H155ZM159 108V107H158ZM157 108V109H158ZM184 108V107H183ZM197 108V110H199V112L202 110L201 108H199L198 109ZM215 107H213V110H211V111H214L215 109H214ZM236 108V107H235ZM238 108H239V106H238ZM243 108H245V107H243ZM25 109H26V107H25ZM30 109H32V108H30ZM34 109V108H33ZM76 109V108H75ZM85 109V108H84ZM83 109V110H84ZM85 109V110H86ZM104 109V108H103ZM100 110V113H101V111L103 112L104 111V113H105V116L107 117V113L108 112H106L105 111V109L104 110ZM117 109V108H116ZM135 109H137V107L135 108ZM160 109V108H159ZM205 109V108H204ZM210 109V108H209ZM208 108L206 109V110H209ZM227 110H228V107L226 108ZM226 109H224V111L226 110ZM231 109H234V108H231ZM237 109V108H236ZM257 109V108H256ZM256 109H252V110H254V112L256 111ZM41 110V109H40ZM48 110V109H47ZM61 110V109H60ZM80 110H81V108H80ZM80 110H78V111H75L76 113H78V114H80ZM89 110V109H88ZM87 110V111H88ZM138 110V109H137ZM154 110V109H153ZM152 109L150 110V111H153ZM186 110H188V109H186ZM191 110V109H190ZM217 110V114H218V116H219V113H218V108L216 109ZM221 110H222V108H221ZM238 110V109H237ZM258 110H260V109H258ZM257 110V111H258ZM264 110V109H263ZM15 111V110H14ZM27 111H28V114H29V111H31V110H28L27 109ZM42 111V110H41ZM56 111V110H55ZM54 111V112H55ZM92 111V110H91ZM90 111V112H91ZM112 111H114L115 112V110H113L112 109ZM140 111H141V107H140ZM146 111H149V110H146ZM149 111V112H150ZM160 111H161V109H160ZM163 111V110H162ZM192 111V110H191ZM190 111V113H193L194 111H192L191 112ZM203 111V110H202ZM220 111V110H219ZM229 111H230V109H229ZM236 110L234 109V112H235ZM262 111V110H261ZM26 112V111H25ZM40 112V111H39ZM38 112V113H39ZM43 112V111H42ZM49 112V111H48ZM53 112V113H54ZM57 112V111H56ZM64 112V111H63ZM84 112V111H83ZM93 112V111H92ZM116 112H118V110L116 111ZM124 112V111H123ZM127 112V111H126ZM159 112V111H158ZM184 112H185V110H184ZM189 112V111H188ZM207 112V111H206ZM240 112V111H239ZM242 112V111H241ZM240 112V113H241ZM41 113V112H40ZM46 113V112H45ZM69 113V112H68ZM81 113H82V111H81ZM97 116H98V114L96 113V112H94ZM111 114H112V112H110ZM130 113V112H129ZM138 113V112H137ZM140 113V112H139ZM142 113V112H141ZM140 113V114H141ZM148 113V112H147ZM151 113V115L150 116H152V114H154V111L153 112H150ZM155 113H156V111H155ZM160 113V112H159ZM222 113H224V112H222ZM237 113H238V111H237ZM244 113V111L241 113V114H243ZM257 113V112H256ZM262 112H260V114H261ZM13 114V113H12ZM35 114V113H34ZM49 114V116L50 115H53L52 113H48ZM55 114V113H54ZM70 114V113H69ZM75 114V113H74ZM119 114H121V113H119ZM123 114H125V113H123ZM127 114V116H128V113H126ZM161 114V113H160ZM160 114H159V116H160ZM175 114V113H174ZM185 115H186V113H184ZM194 114V115H193ZM192 115H193V117H194V119H195V113H193ZM239 114V113H238ZM245 114V113H244ZM253 113H251V115H252ZM41 115H43V113L41 114ZM47 115V114H46ZM45 115V116H46ZM56 115V114H55ZM81 115V114H80ZM82 115H84V114H82ZM86 115L87 114H85V116H83V118L85 119L86 118ZM100 115H103V114H100ZM110 115V114H109ZM122 115V114H121ZM162 115H163V113H162ZM184 115V116H185ZM188 115V114H187ZM198 115V114H197ZM224 115V114H223ZM231 115H233L232 113H231ZM237 115V114H236ZM246 116L248 115L247 114V112H246V114H245ZM264 116V114L262 113L261 114V116ZM31 114H30V119H31ZM36 116V115H35ZM48 116V115H47ZM73 116H75V117H77L76 116V114L75 115H73ZM111 116V115H110ZM117 116V115H116ZM130 116V115H129ZM149 116V115H148ZM154 116H158V115H154ZM154 116H152L151 118H153ZM190 116V115H189ZM225 116V115H224ZM234 116V115H233ZM80 117V116H79ZM96 117V116H95ZM95 117H94V120L93 119H91V115H90V120H92L91 122H97L96 120L97 119H95ZM99 117V116H98ZM114 117V116H113ZM119 117H121L122 118V120H123V117L122 116H120L119 115ZM155 117V119H157ZM163 118L165 117L164 115L162 116ZM161 117V118H162ZM183 117V116H182ZM182 117H180V118H182ZM186 117H188V116H186ZM220 117V116H219ZM232 117V116H231ZM237 117V116H236ZM248 117H251V116H248ZM35 119V117H32V119ZM46 118L47 117H45V118H41V119H45V122H47L46 121ZM51 118H53V116H51ZM51 118H48V119H51ZM101 118V117H100ZM104 118V117H103ZM108 118H109V116L106 118L107 119V121H108ZM111 118V117H110ZM110 118H109V120H110ZM115 118V117H114ZM129 118V117H128ZM131 118V117H130ZM189 118V117H188ZM213 118V117H212ZM221 118V117H220ZM223 118V117H222ZM221 118V119H222ZM233 118L234 117H232V120H233ZM239 118H240V116H239ZM40 119V118H39ZM54 119V118H53ZM80 119V118H79ZM113 118H111V120H112ZM143 119V118H142ZM166 119V118H165ZM224 119V118H223ZM226 119V118H225ZM224 119V120H225ZM235 120H236V118H234ZM237 119H238V117H237ZM241 119V118H240ZM239 119V120H240ZM242 119H245V118H242ZM246 119H247V117H246ZM255 119V118H254ZM253 119V120H254ZM82 120V119H81ZM87 120V119H86ZM100 120H102V119H100ZM105 120V119H104ZM115 120V119H114ZM119 120H120V118H119ZM130 119H128V121H129ZM152 120V119H151ZM150 120V121H151ZM160 120V119H159ZM162 120V119H161ZM182 120H184L183 118H182ZM188 120V119H187ZM196 121H197V117H196V119H195ZM195 120L193 121L194 122V125H195ZM250 118H249V120L247 119V121L246 122H250ZM34 121V120H33ZM36 121V120H35ZM42 121V120H41ZM41 121H40V123H41ZM55 121V120H54ZM69 121V120H68ZM78 121H80V120H78ZM116 121V120H115ZM124 121H125V123H127L126 122V119H124ZM157 121H158V119H157ZM157 121H155L154 120V122H157ZM164 121V120H163ZM168 121V120H167ZM173 121V120H172ZM176 121H178V120H176ZM190 121H191V119H190ZM191 121V122H192ZM212 121V120H211ZM223 121V120H222ZM228 123H229V121L228 120H226ZM225 121V122H226ZM90 122V121H89ZM114 122V121H113ZM122 121H120V123H121ZM137 122V121H136ZM152 122V121H151ZM162 122V121H161ZM160 121H159V123H161ZM165 122H166V120H165ZM169 122H171V120L169 121ZM184 122H185V120H184ZM189 122V121H188ZM208 122V121H207ZM226 122V123H227ZM233 122H234V120H233ZM232 122V123H233ZM240 122H242V124L244 123L242 120L240 121ZM246 122H245V124L244 125H248V124H246ZM263 122H264V120H263ZM262 122V125L264 124ZM88 123V121L86 122V124ZM104 123V121L102 120V124ZM119 123V122H118ZM153 123V122H152ZM158 123V122H157ZM156 123V125H158L159 126V124H157ZM168 123V122H167ZM179 123V122H178ZM186 123V122H185ZM213 123H214V120H213ZM219 123V122H218ZM222 123V122H221ZM238 123V122H237ZM252 123H253V121H252ZM259 123H260V121H259ZM42 124V123H41ZM85 124V125H86ZM97 124V123H96ZM101 124V125H102ZM134 124V123H133ZM138 124V123H137ZM154 124V123H153ZM163 124H165L164 122H163ZM169 124V123H168ZM183 124V123H182ZM181 124V125H182ZM189 124H190V122H189ZM197 124V123H196ZM234 124V123H233ZM254 124V123H253ZM256 124V123H255ZM78 125V124H77ZM80 125V124H79ZM84 125V127H86V126H89V125H86L85 126ZM127 125H128V123H127ZM160 125H162V124H160ZM180 125V124H179ZM185 125H188L187 123L186 124H184V126ZM191 126H192V124H190ZM190 125H189V127H190ZM208 125V124H207ZM229 125V124H228ZM237 124H236V122H235V126H236ZM238 125H240V124H238ZM36 126V125H35ZM81 126H83V124L81 125ZM80 126V127H81ZM98 125H96V127H97ZM123 126V125H122ZM125 126V125H124ZM129 127H131V128H133L132 130L134 131V126H132V124H130L129 123V125H128ZM138 126V125H137ZM140 126V125H139ZM146 126H147V124H146ZM149 126V125H148ZM170 126V125H169ZM174 126V125H173ZM183 126V125H182ZM221 126V125H220ZM227 126V125H226ZM225 126V129H227V127ZM230 126V125H229ZM241 126V125H240ZM240 126L239 127H235V128H240ZM243 126V125H242ZM258 126H259V124H258ZM79 127V128H80ZM99 127V126H98ZM127 127V126H126ZM141 127V126H140ZM160 127V126H159ZM158 127V128H159ZM186 128H187V126H185ZM208 127V126H207ZM214 127H217V126H214ZM89 128V127H88ZM100 128V127H99ZM152 128V127H151ZM154 128V127H153ZM161 128H164L165 129V127L162 125L161 126ZM161 128H159V129H161ZM166 128H167V126H166ZM209 128V127H208ZM208 128L206 129V131L207 132H209L208 131ZM222 128V127H221ZM251 128V127H250ZM250 128L248 127V130L249 131H251L250 130ZM82 129V128H81ZM85 129V128H84ZM120 130H121V128H119ZM136 129V128H135ZM147 129V128H146ZM146 129H145V131H146ZM169 129V128H168ZM174 129V128H173ZM190 129V131H192L191 129H193V128H189ZM189 129H187L188 131H189ZM210 129V128H209ZM237 129V131H239ZM256 129V128H255ZM46 130V129H45ZM113 130V129H112ZM118 130V129H117ZM116 130V131H117ZM119 130V131H120ZM128 130H130V129H128ZM150 130V129H149ZM194 130V129H193ZM205 130V129H204ZM216 130V129H215ZM219 130H220V127H219ZM229 130H230V127H229ZM233 130H234V128H233ZM232 130V131H233ZM136 131V130H135ZM165 131V130H164ZM205 131V132H206ZM214 131V130H213ZM236 131V132H237ZM44 132V131H43ZM114 132V131H113ZM122 132V131H121ZM132 132V131H131ZM143 132V131H142ZM141 132V133H142ZM161 132V131H160ZM166 133H168V131H165ZM217 132V131H216ZM219 132V131H218ZM235 132V133H236ZM245 132V131H244ZM93 133V132H92ZM127 133H129L128 131H127ZM144 133V132H143ZM146 133H148L147 131H146ZM152 133V132H151ZM182 133V132H181ZM191 133V132H190ZM229 133V132H228ZM247 133V132H246ZM253 133V132H252ZM123 134V132L121 133V135ZM134 133H132V135H133ZM138 134V133H137ZM137 134H135V135H133L134 137H136L137 136ZM149 134V133H148ZM147 134V135H148ZM158 134V133H157ZM175 134V133H174ZM179 134V133H178ZM178 134H176L175 136H170V134L168 133L167 134V136L170 138L168 141H162L161 140V142L162 143H164V144H166V146L169 144L170 146H171V143H178L179 144V141L178 140H176V138H177V136H178ZM183 134V133H182ZM210 134V136L209 137H211V133H209ZM220 134H221V132H220ZM233 134V133H232ZM240 134V133H239ZM124 135V134H123ZM121 136V138L122 137H124V136ZM130 135V134H129ZM129 135H128V137H129ZM150 135V134H149ZM149 135H148V137H149ZM247 135V134H246ZM260 136H261V134H259ZM119 136V135H118ZM131 136V135H130ZM154 136V135H153ZM153 136L152 135H150V137H152L151 139L153 140V139H155V138H153ZM159 136V135H158ZM158 136L156 137V138H158ZM164 136V135H163ZM222 136V135H221ZM227 136V135H226ZM230 136V135H229ZM254 136V135H253ZM93 137V136H92ZM134 137H132V138H134ZM138 137V136H137ZM161 137V136H160ZM179 137V136H178ZM45 138V137H44ZM102 138V137H101ZM107 138V137H106ZM180 138H181V135H180ZM179 138V139H180ZM184 138V137H183ZM218 138V137H217ZM220 138V137H219ZM230 138H231V136H230ZM239 138V137H238ZM257 138V137H256ZM138 139V138H137ZM212 139H214V137L212 136ZM222 139V138H221ZM225 140H226V138H224ZM234 139V138H233ZM241 139H244L243 137H241ZM240 139V140H241ZM98 140H100V139H98ZM106 140V139H105ZM105 140H103V141H105ZM119 140V139H118ZM123 140V139H122ZM124 140H125V137H124ZM123 140V141H124ZM127 141H129L128 142V144L129 143H131V141L132 140H128V138L126 139ZM134 140V139H133ZM139 140H140V138H139ZM182 140V139H181ZM236 140H238V139H235V141ZM252 140V139H251ZM257 140V139H256ZM256 140H255V142H256ZM259 140H260V137H259ZM264 140V139H263ZM89 141V140H88ZM102 141V142H103ZM107 141V140H106ZM111 141V140H110ZM154 141V140H153ZM157 141H159V140H157ZM157 141L156 142H154V143H156L157 144ZM185 141L186 140H184L183 142L185 143ZM197 141V140H196ZM212 141V140H211ZM221 141V140H220ZM229 141V140H228ZM232 141V140H231ZM234 141V140H233ZM249 141V140H248ZM97 142H101V141H97ZM101 142V143H102ZM134 142H136L137 143V141H136V139H135V141ZM133 142V143H134ZM139 142V141H138ZM207 142V141H206ZM222 142V141H221ZM238 142H239V140H238ZM243 142V141H242ZM242 142H241V144H242ZM252 142H254V141H252ZM254 142V143H255ZM95 143V142H94ZM103 143H105V142H103ZM108 143V142H107ZM106 143V144H107ZM113 143V142H112ZM121 143H122V141H121ZM124 143H125V141H124ZM124 143H122V144H124ZM127 143V142H126ZM142 143V142H141ZM143 143H146V142H144L143 141ZM159 144H160V141L158 142ZM201 143H203L202 141L199 143V144H201ZM214 143V142H213ZM212 142H211V144H213ZM244 143H245V141H244ZM258 143V142H257ZM260 143H262V141H260ZM119 144H120V141H119ZM127 144V145H128ZM158 144V145H159ZM175 144H172V146L173 145H175ZM186 144V143H185ZM188 144V143H187ZM190 144V143H189ZM205 146H206V144H205V141H204V143H203ZM225 143H223V145H224ZM232 143L230 142V145H231ZM248 144V143H247ZM95 145V144H94ZM96 145H99V144H96ZM126 145V144H125ZM125 145H124V147L122 146V148H125ZM126 145V146H127ZM157 145V146H158ZM163 144H161V145H159L158 147L159 148H161V146H162ZM182 145V144H181ZM194 145V144H193ZM218 145V144H217ZM249 145H251V142H250V144ZM252 145H254V144H252ZM258 146H259V144H257ZM6 146V148H8V149H10V150H13V151H15L16 153H19V154H23V153H25L23 150H21V149H19V148H15V147H13V145L11 144H7V145H5ZM103 146H104V144H103ZM107 146H109L110 148H111V146H110V144H108ZM106 146V147H107ZM129 146V145H128ZM127 146V147H128ZM135 146V145H134ZM138 146H141V147H144V146H142V144L141 145H139L138 144ZM137 146V144H136V146L135 147H138ZM147 146H150V145H147ZM165 145L163 146V147H166ZM169 146V147H170ZM179 146V145H178ZM188 146V145H187ZM191 146V145H190ZM199 146V145H198ZM210 146H212V145H210ZM209 146V147H210ZM216 146V145H215ZM215 146L214 147H211V148H213V152L214 153H216L215 155H220L222 158H220L219 159V157H218V162L219 163H221L223 160H225L224 158H226L227 159V157H225V151H228L229 152V150H226L225 148H224V150L225 151H223V150H221V148L223 147H221L220 148V150L219 149H214L215 148ZM226 146V145H225ZM245 146H246V143H245ZM264 146V145H263ZM88 147V146H87ZM108 147V148H109ZM115 147V146H114ZM133 147V146H132ZM208 147V149H211V148H209ZM90 148V147H89ZM93 148V147H92ZM129 148H131V147H129ZM139 148V147H138ZM138 148H135V149H137L138 150V152H139V150L140 149H138ZM144 148H146V147H144ZM143 148V149H144ZM150 148V147H149ZM191 148V147H190ZM192 148H194V147H192ZM227 148V147H226ZM263 148V147H262ZM112 149V151L114 150V148L112 147L111 148ZM110 149V150H111ZM143 149H142V151H143ZM150 149H152V147L150 148ZM149 149V150H150ZM153 149H155V148H153ZM157 149V148H156ZM168 149V148H167ZM167 149H165L166 150V152H167ZM202 149H203V147H202ZM207 148L205 149V150H208ZM223 149V148H222ZM232 149V148H231ZM249 149V148H248ZM116 150V149H115ZM118 150V149H117ZM117 150H116V153H117ZM125 150H126V148H125ZM129 150V149H128ZM131 150V149H130ZM169 150V149H168ZM190 150V149H189ZM192 150V149H191ZM200 149L198 148V151H199ZM212 150V149H211ZM211 150H210V152H211ZM106 151H107V153H106V156H108V151L109 150H107V148H106ZM187 151V150H186ZM201 151V150H200ZM204 151V150H203ZM202 151V152H203ZM262 151V150H261ZM263 151H264V149H263ZM95 152V151H94ZM114 153H115V151H113ZM118 152H119V150H118ZM123 152H124V150H123ZM127 152V151H126ZM135 153H136V151H134ZM133 152V153H134ZM150 152V151H149ZM152 152H154L153 150L151 151V153ZM169 152V151H168ZM167 152V153H168ZM192 152L194 153V152H197V151H193L192 150ZM204 152H206V151H204ZM257 152V151H256ZM102 153H105V151L104 152H102ZM101 153V154H102ZM110 153H112V152H110ZM109 153V154H110ZM115 153V154H116ZM120 153V152H119ZM125 153V152H124ZM128 153V152H127ZM126 153V154H127ZM134 153V154H135ZM140 153H141V151H140ZM189 153V152H188ZM201 153V152H200ZM199 152L197 153L198 155L200 154ZM231 153V152H230ZM131 154V153H130ZM130 154H128V156L130 157ZM153 154V153H152ZM159 154V153H158ZM196 154V153H195ZM203 154V153H202ZM201 154V155H202ZM209 154V153H208ZM226 154H227V152H226ZM255 154V153H254ZM91 155V154H90ZM95 155V154H94ZM103 155V154H102ZM119 155V154H118ZM117 155V156H118ZM122 155V154H121ZM137 155V154H136ZM138 155H140V154H138ZM137 155V156H138ZM145 156L144 157H140V156H138V158L140 157L142 160V162H144L143 161V158L145 159V157L147 156V155H149V154H144ZM154 155V154H153ZM161 155V154H160ZM205 155V154H204ZM204 155H202V160H204V161H208L210 158H208V157H205L204 158ZM212 155V154H211ZM214 155V154H213ZM214 155V156H215ZM93 156V155H92ZM97 156H99V155H97ZM111 156H113V154L111 155ZM110 156V157H111ZM120 156V155H119ZM118 156V157H119ZM123 156V155H122ZM127 156V155H126ZM141 156H142V154H141ZM165 156V155H164ZM168 155H166V157H167ZM200 156V155H199ZM214 156H213V158H214ZM227 156H229V155H227ZM231 156V155H230ZM260 156V155H259ZM264 156V155H263ZM79 157V156H78ZM93 157H95V156H93ZM104 157V156H103ZM128 157V158H129ZM157 157V156H156ZM172 157H174V156H172ZM186 158H182V157H180L182 160H184V161H188V162H190L191 160L189 159V158H187L188 156H185ZM192 157V156H191ZM209 157H211L210 155H209ZM260 157H262V156H260ZM33 158V157H32ZM80 158V157H79ZM96 158V157H95ZM109 158V157H108ZM112 158V157H111ZM115 158L116 157H113V159L115 160ZM120 158V157H119ZM125 158V157H124ZM133 158V157H132ZM149 157L147 156V159H148ZM151 158V157H150ZM162 158V160L164 159L163 157H161ZM179 158V157H178ZM199 158V157H198ZM206 158H208V160L206 159ZM215 158L217 159V157L215 156ZM229 158V157H228ZM84 159V158H83ZM123 159V158H122ZM126 159V158H125ZM197 159V158H196ZM215 159V160H216ZM223 159V160H222ZM234 158L232 157H230V161H231V163H232V160H233ZM35 160V159H34ZM101 160H102V158H101ZM117 160V159H116ZM115 160V161H116ZM124 160V159H123ZM129 160V159H128ZM133 160V159H132ZM132 160H131V162H132ZM139 160V159H138ZM165 160H167V159H165ZM175 160V159H174ZM199 160V159H198ZM228 160V159H227ZM126 162H127V159L125 160ZM130 161V160H129ZM147 161V160H146ZM151 161V160H150ZM159 162V160L158 159H156V162ZM170 161H172V160H170ZM184 161H182V163L184 162ZM200 161V160H199ZM229 161V160H228ZM234 161V160H233ZM238 161H240L239 159H237V158H235V164H237L236 162H238ZM258 161V160H257ZM37 162H38V160H37ZM48 162V161H47ZM46 162V163H47ZM124 162V161H123ZM126 162H125V164H126ZM130 162V163H131ZM133 162H136L135 160L133 161ZM132 162V163H133ZM139 162V161H138ZM149 162V161H148ZM175 162V161H174ZM177 162V161H176ZM195 162H197V161H195ZM216 162V161H215ZM225 161H223V163H224ZM256 162V161H255ZM262 162V161H261ZM39 163H41V162H39ZM44 164H45V162H43ZM120 163V161L118 162V163H116V164H119ZM121 163H122V160H121ZM145 163V162H144ZM172 163V162H171ZM198 163H201V161L200 162H198ZM218 163V166H220V164ZM227 163V162H226ZM140 164V163H139ZM138 164V165H139ZM149 164H150V162H149ZM159 164H160V162H159ZM173 164V163H172ZM190 163H188V165H189ZM192 164V163H191ZM190 164V165H191ZM228 164V163H227ZM227 164H226V166H227ZM234 164V165H235ZM239 164V163H238ZM47 165H51V166H56V168L57 167H61V168H63V169H66V170H71V171H76V172H78L79 173V175H82V176H84V178L85 177H87V178H89V179H92L93 181L95 180V182L97 181V182H99V183H101L102 185H105L106 187H108L109 188V190L110 191H113L112 193V198H111V201H112V207L114 206V210L116 209V211L113 213V214H111V218H109V219H111V221L109 222L108 221V225L110 224V225H112V227H113V229L115 230V235L117 236V238H118V241L121 243H124L125 245H126V250L128 249V251H131L132 250V252H134V250H136V252H137V250H141V252L138 254V256L139 255H141V257H143V259L144 258H150V259H152V261L154 260H156V263H158V262H160V261H162V262H160L159 264H204V260H211V262L214 260V261H216V259H218V262H220L221 260H222V262H224V261H226L225 259H224V257H226L225 255H228V253L226 254L225 252H227V251H225L224 252V254L225 255H223V254H221V253H216V251H218L219 249H218V247H215L214 245H217L218 243H220L221 244V242L223 243H225V242H232V244H233V241L234 240H238V241H242V239L241 238H239V237H237V235L240 233H245V234H251V233H256L258 236H260V237H264V232L262 233V232H256V231H253V230H251V229H243L242 227H240L236 222H234L233 220H231V219H228V218H226L225 216H218V215H216V214H214V213H211V212H206V211H192L190 208H189V203L191 202L192 203V201H205L206 202V204L209 206V207H218V208H220L221 210H223L224 212H226V213H230L229 211L234 207L235 209H236V207H238V205H242L243 203L246 205L247 204V206H251V207H256V208H260V209H264V206H263V204H264V202L263 203H261V201H262V198H261V195H263V197H264V190H262V188H263V185H261V184H259V185H261V186H258V187H260L261 188V190H258V189H256V187H254L253 186V184H254V182H253V184L252 185H250L249 183V179H247V182H245V181H242L243 179H245V178H247L246 176H245V178H243V179H238V177H236L235 179L236 180H234V184L232 183H230V185H229V183H228V181L227 180H229V177H228V179H225L224 177V180H225V184L224 185H222V186H217V184H216V182H217V180L215 179V181L216 182H214L213 181V179H211L212 181H210V180H205V181H203V180H201L200 179V174L199 173H202L203 171H202V169L200 170L199 168H198V170H200V171H202V172H199V173H194V172H196V171H194V168H193V171H190V169H192V168H190V169H187V171H188V173H187V171H186V174H189V176H191V177H198V180H201V184H198V183H195V182H193L191 185H193V186H190V184H189V186H184L183 187V189L182 188H180V187H178L179 186V184H178V186H176V187H174L176 190V193L178 194V196H175L174 195V198L170 201V200H168L166 197H164L162 194H161V192L162 193H164L165 192V190H164V188L159 184H150L149 182H148V186H149V189L148 190H145L144 188H142V187H140L142 184H140V186H138V185H136L135 183H134V181H132V179L134 180V177H135V174H133L132 173V171H130L128 168H126V169H124V171L121 173L120 171V173H121V175L120 176H114V175H111L110 173H107V171H102L101 169H97V168H95V167H93V166H87V165H82V164H76V165H72V164H63V165H60V164H58V165H53V164H51L50 162H48L47 163ZM120 165V164H119ZM128 165H131V164H128ZM134 166H136V167H140L141 168V166H138V165H136V164H133ZM169 165V164H168ZM185 165V164H184ZM201 165V164H200ZM199 165V166H200ZM224 165V164H223ZM259 165V164H258ZM257 165V166H258ZM50 166V167H51ZM118 166V165H117ZM152 166V165H151ZM160 166V165H159ZM162 166L163 167H165L163 164H162ZM161 166V167H162ZM173 166V165H172ZM178 166V165H177ZM192 167H193V165H191ZM203 166H204V164H203ZM206 167H207V165H205ZM231 166V165H230ZM238 166V165H237ZM264 166V165H263ZM115 167V166H114ZM121 168H122V165L120 166ZM119 167V168H120ZM127 167H129V166H127ZM144 167H145V165H144ZM144 167H142V169L144 168ZM170 167V166H169ZM181 167V166H180ZM189 167V166H188ZM205 167V168H206ZM215 167V166H214ZM224 167V166H223ZM235 167H236V165H235ZM259 167V166H258ZM125 168V167H124ZM135 168V167H134ZM133 168V170H135ZM137 168V169H138ZM140 168H139V171H140ZM150 168H153V167H150ZM176 168H178V167H175V168H172L174 171H176L175 169ZM186 168H187V166H186ZM208 168V167H207ZM210 169H211V167H209ZM227 168V167H226ZM233 168V167H232ZM260 168V167H259ZM123 169V168H122ZM122 169H119V170H121L122 171ZM141 169V170H142ZM168 169V168H167ZM166 169V170H167ZM179 169V168H178ZM196 169V168H195ZM216 169H218V168H216ZM220 169V168H219ZM235 169V168H234ZM240 169V168H239ZM238 169V170H239ZM243 169V168H242ZM165 170V171H166ZM168 170H170V169H168ZM237 170V169H236ZM238 170H237V172H238ZM254 170V169H253ZM261 170V169H260ZM108 171H111V170H108ZM136 171H138V170H136ZM135 171V172H136ZM143 171V170H142ZM141 171V172H142ZM178 171V170H177ZM190 171V172H189ZM206 171H208V170H206ZM214 171V170H213ZM212 171V172H213ZM218 171V170H217ZM255 171V170H254ZM254 171H253V173H250L251 174V176H252V174L254 175ZM257 171V170H256ZM259 171V170H258ZM113 172V171H112ZM111 172V173H112ZM134 172V171H133ZM134 172V173H135ZM141 172H139V173H141ZM143 172H145V171H143ZM150 171H148V173H149ZM156 172V171H155ZM154 172V173H155ZM162 172V171H161ZM180 172V171H179ZM178 172V173H179ZM183 172V171H182ZM198 172V171H197ZM211 172V173H212ZM215 172V171H214ZM220 172V171H219ZM249 172V171H248ZM248 172H246V173H248ZM252 172V171H251ZM139 173L137 174V176H139ZM147 173V172H146ZM152 173V172H151ZM172 173V172H171ZM181 173V172H180ZM203 173H205V172H203ZM210 173V174H211ZM232 173H234V175H236L235 173L236 172H232ZM263 173V172H262ZM114 174H117V173H114ZM142 174V173H141ZM169 174V173H168ZM185 174V175H186ZM210 174H206V176L207 175H210ZM219 174V173H218ZM78 175V174H77ZM145 175V174H144ZM148 175V174H147ZM155 175H157V173H155ZM170 175V174H169ZM171 175H173V174H171ZM170 175V176H171ZM181 175H183V173L181 174ZM202 175V174H201ZM204 175V174H203ZM214 175V174H213ZM233 175V174H232ZM233 175V177H235ZM244 175H246V174H244ZM249 174H247V176H248ZM260 175V174H259ZM261 175H263V174H261ZM152 177H153V175H151ZM174 176H175V174H174ZM206 176L204 175V177L206 178ZM215 176H217L216 174H215ZM214 176V177H215ZM140 177V176H139ZM149 177V176H148ZM157 177V176H156ZM167 177H168V175H167ZM173 177V176H172ZM176 177V176H175ZM181 177V176H180ZM183 177H184V175H183ZM209 177V176H208ZM212 177V176H211ZM218 177V176H217ZM222 177V176H221ZM232 177V178H233ZM244 177V176H243ZM255 177V176H254ZM254 177H252V179L254 178ZM136 178V177H135ZM145 178V177H144ZM170 177H168V179H169ZM182 178V177H181ZM181 178H180V180H181ZM187 178V177H186ZM186 178H183V179H186ZM188 178H190V177H188ZM223 178H218V180L219 179H223ZM257 178H259L258 176H257ZM262 177H260V180H261V182L263 181L262 179H261ZM264 178V177H263ZM47 179H49V178H47ZM52 179V178H51ZM141 179V178H140ZM152 179H153V181H154V177L153 178H151V181H152ZM174 179V178H173ZM177 179H178V177H177ZM176 179V180H177ZM234 179V178H233ZM252 179H250V180H252ZM255 179H256V177H255ZM254 179V180H255ZM46 180V179H45ZM50 180V179H49ZM54 180V179H53ZM144 180V179H143ZM149 180V179H148ZM155 180H156V178H155ZM170 180H172V179H170ZM192 179H190V180H187V181H191ZM231 180V179H230ZM229 180V181H230ZM259 180V179H258ZM260 180H259V182H260ZM140 181V180H139ZM196 181H197V179H196ZM141 182V181H140ZM167 181H165V183H166ZM168 182H170L171 183V181H169L168 180ZM167 182V183H168ZM174 182H176V181H174ZM180 182V181H179ZM264 182V181H263ZM18 183V182H17ZM22 183V182H21ZM53 183V182H52ZM143 183V182H142ZM145 183V182H144ZM157 183V182H156ZM218 183V182H217ZM14 184V183H13ZM19 184V183H18ZM54 184V183H53ZM185 184V183H184ZM198 184V185H197ZM256 184V183H255ZM258 184V183H257ZM264 184V183H263ZM175 185H176V183H175ZM144 186H145V184H144ZM173 186V185H172ZM24 187V186H23ZM59 187V186H58ZM105 187V188H106ZM146 187V186H145ZM63 188V187H62ZM104 188V187H103ZM108 188H106V189H108ZM169 187H167L166 189H168ZM259 188V189H260ZM15 189H18V188H15ZM20 189V188H19ZM22 190V189H21ZM49 190V189H48ZM54 190H55V188H54ZM71 190V189H70ZM168 190H170V189H168ZM225 190H227V191H229V192H231L232 194V196H227V195H225L224 194V191ZM9 191V190H8ZM12 191V190H11ZM23 191V190H22ZM44 191H45V189H44ZM59 191V190H58ZM63 191L64 190H62V193H63ZM103 191H104V189H103ZM110 191H109V193H107V194H109L110 196H111V194H110ZM33 192V191H32ZM41 192V191H40ZM43 192V191H42ZM68 192V191H67ZM1 193H2V191H1ZM0 193V194H1ZM14 193V192H13ZM20 193V192H19ZM23 193V192H22ZM50 193V192H49ZM166 193V192H165ZM9 194H11L10 192H9ZM27 194V193H26ZM33 194H35V192L33 193ZM38 194V193H37ZM65 194H66V191H65ZM68 194V193H67ZM66 194V196H68L69 197V195H67ZM167 195L169 194V192L168 193H166ZM165 194V195H166ZM229 194V193H228ZM14 195V194H13ZM13 195H11V197L13 196ZM20 195V194H19ZM31 195H32V193H31ZM43 195V194H42ZM52 195V194H51ZM54 195V194H53ZM97 195V194H96ZM172 195V194H171ZM7 196V195H6ZM10 196V195H9ZM49 196V195H48ZM66 196L64 195V197H65V199H66ZM106 196V195H105ZM104 196V197H105ZM11 197H9V198H11ZM19 197V196H18ZM25 197H27V195L25 196ZM32 197H33V195H32ZM63 197V196H62ZM72 197V196H71ZM1 198V197H0ZM7 198V197H6ZM12 198H14V196L12 197ZM29 198V197H28ZM51 198V197H50ZM76 198V197H75ZM79 198V197H78ZM102 198H103V195H102ZM169 198H170V196H169ZM5 199V198H4ZM18 199V198H17ZM23 199H25L26 200V198H23ZM44 199V198H43ZM46 199V198H45ZM63 199V198H62ZM74 199V198H73ZM81 199V198H80ZM106 199V198H105ZM171 199V198H170ZM11 200V199H10ZM15 200V199H14ZM31 200V199H30ZM48 200V199H47ZM51 200V199H50ZM58 200V199H57ZM97 199H95V197L94 198H92L91 197V199L89 200V205L90 206H92V207H95V206H97L98 204H97V201H96ZM261 200V201H260ZM6 201H7V199L6 200H4L3 202H5L6 203ZM38 201V200H37ZM39 201H41V200H39ZM43 201V200H42ZM63 201V200H62ZM67 201H69V200H67ZM66 201V202H67ZM71 201V200H70ZM224 201V202H223ZM264 201V200H263ZM10 202H13V201H10ZM10 202H9V204H10ZM22 202V201H21ZM48 202V201H47ZM80 202H81V200H80ZM59 203V202H58ZM58 203H56V205L58 204ZM75 203H77V202H75ZM83 203H86V202H84L83 201ZM194 203H197V202H194ZM7 204V203H6ZM19 204H20V202H19ZM26 204V206H28L27 208H30L29 206L30 205H27V203H25ZM39 204V203H38ZM42 203H40V205H41ZM44 204H45V202H44ZM47 204V203H46ZM54 204V203H53ZM52 204V205H53ZM80 204H82V203H80ZM100 204V203H99ZM107 204H109V203H106V205ZM11 205V204H10ZM49 205V204H48ZM47 205V206H48ZM79 205V204H78ZM77 205V210H78V208H79V206ZM83 205V204H82ZM199 206H203L202 204H198ZM261 205V206H260ZM0 206H1V203H0ZM4 206V205H3ZM0 207V210L2 211V208H5V207ZM8 206V205H7ZM22 206V205H21ZM32 206H33V204H32ZM36 206V205H35ZM55 206V205H54ZM58 206H59V204H58ZM62 206V205H61ZM84 206H85V204H84ZM108 206V208H109V205H107ZM110 206V207H111ZM11 207V206H10ZM87 207V208H86ZM86 209L88 210V206H87V204H86ZM8 208V207H7ZM7 208H5V210L7 209ZM24 208V207H23ZM33 208V207H32ZM42 208H43V206H42ZM56 208V207H55ZM57 208H59L60 209V206L59 207H57ZM56 208V209H57ZM63 208H64V206H63ZM63 208H61L60 210H62ZM103 208V207H102ZM217 208V209H218ZM11 210H13V207L12 208H10ZM50 209H51V207H50ZM65 209V208H64ZM111 209V208H110ZM110 209H108V210H110ZM113 209V208H112ZM111 209V210H112ZM249 209V207L247 208V210ZM252 209V208H251ZM7 210H9V209H7ZM18 210V209H17ZM29 210V209H28ZM31 210V209H30ZM35 210V209H34ZM37 210H38V208H37ZM40 210H43V209H40ZM52 210V209H51ZM54 210V209H53ZM72 209H70L69 210V212L71 211ZM81 210V209H80ZM111 210H110V212H111ZM250 210V209H249ZM0 211V212H1ZM46 211V210H45ZM64 210H62L61 212H63ZM73 211V210H72ZM88 211H90L91 212V209H89ZM97 211V210H96ZM95 211V212H96ZM113 211V210H112ZM245 211H246V209H245ZM2 212H4V211H2ZM1 212V213H2ZM6 212H8V211H6ZM15 212V211H14ZM23 212V211H22ZM30 212H32V214H33V211H30ZM35 212V211H34ZM89 212V213H90ZM94 212V211H93ZM109 212V211H108ZM10 213V212H9ZM39 213V212H38ZM60 213V212H59ZM74 213V212H73ZM78 213V212H77ZM80 213V212H79ZM78 213V214H79ZM83 213V212H82ZM85 213V212H84ZM232 213V212H231ZM235 213H236V210H235ZM4 213H2V215L0 216V217H2L3 219H4V215H3ZM11 214H13V212L11 213ZM41 214V213H40ZM75 214V213H74ZM105 214H107V213H105ZM232 214H234V212L232 213ZM17 215V214H16ZM22 215V214H21ZM44 215V214H43ZM80 215V214H79ZM84 215V214H83ZM82 215V216H83ZM85 215H88V213L86 214L85 213ZM90 215V214H89ZM226 215V214H225ZM6 216H7V213H6ZM33 216V215H32ZM58 216V215H57ZM65 216V215H64ZM71 216H72V214H71ZM81 216V217H82ZM110 215L108 214V217H109ZM11 217H13V215L11 216ZM24 217V216H23ZM34 217V216H33ZM80 217V216H79ZM98 216H97V214H96V217L95 218H97ZM8 218H10V217H8ZM26 218V217H25ZM61 218V217H60ZM65 218V217H64ZM69 218V217H68ZM75 218V217H74ZM83 218H85V217H83ZM90 218V217H89ZM93 218H94V216H93ZM102 218V217H101ZM1 219V218H0ZM5 219H7V217H5ZM15 219H17L18 220V218H15ZM24 219V218H23ZM27 219V218H26ZM80 219V218H79ZM98 219V218H97ZM106 219V218H105ZM104 219V220H105ZM108 219V218H107ZM2 220V219H1ZM0 220V223H4L3 222V220L1 221ZM17 220H14V221H16V223H17V226H18V228H19V225H18V221ZM30 220V219H29ZM33 220V219H32ZM31 220V221H32ZM81 220V219H80ZM85 220H87V219H85ZM94 220V219H93ZM99 220V219H98ZM103 220V219H102ZM104 220H103V222H104ZM13 221V218H11V221H9V222H12ZM20 221H22L21 219H20ZM25 221V220H24ZM23 221V222H24ZM35 221V220H34ZM7 220H6V223L7 224H9V227H11L10 226V223H9ZM54 222V221H53ZM66 222V221H65ZM69 222V221H68ZM72 222H73V220H72ZM78 222L80 223V221L78 220ZM96 222H97V220H96ZM100 222V224L102 223L101 221H99ZM29 223V222H28ZM54 223H56V222H54ZM85 223H86V221H85ZM105 223V222H104ZM11 224H13V223H11ZM41 224V223H40ZM44 224V223H43ZM42 224V225H43ZM71 224V223H70ZM76 224H78L77 222L75 223V225ZM80 224H82V223H80ZM1 225V224H0ZM14 225V224H13ZM21 225H23V224H21ZM41 225V226H42ZM62 225V224H61ZM69 225V224H68ZM109 225V226H110ZM5 226H6V224H5ZM15 226V225H14ZM76 226H78V225H76ZM80 226V225H79ZM92 226H94V224L92 225ZM105 226H106V224H105ZM104 226V227H105ZM8 227V228H9ZM16 227V226H15ZM15 227L13 228L12 227V229H15ZM43 227H44V225H43ZM65 227V226H64ZM99 227V226H98ZM103 227V226H102ZM102 227H100V228H102ZM17 228V227H16ZM34 228H35V226H34ZM38 228H40V227H38ZM63 228V227H62ZM94 228V227H93ZM106 228H107V226H106ZM111 228V227H110ZM19 229H21V228H19ZM24 229V228H23ZM53 229V228H52ZM52 229H50V230H52ZM57 229V228H56ZM55 229V230H56ZM81 229V228H80ZM85 229V228H84ZM84 229H82V230H84ZM104 229V228H103ZM102 229V230H103ZM112 229V228H111ZM113 229H112V231H113ZM4 230V229H3ZM11 230V229H10ZM16 230V229H15ZM39 230H42L41 228L39 229ZM86 230V229H85ZM90 230V229H89ZM102 230H96V229H91L90 231V234H88L87 236H85V238H83V236H82V234H86L85 233V231H84V233H82L81 234V232H83V231H81L80 232V234H78L77 233V239H76V235H75V237L73 238V239H76V241L78 242V240H79V242L81 243V245H79V246H81L80 248H78L79 250H86V249H90V247L91 248H93L92 246L93 245H97V244H101L102 243V245H105V244H108L109 242H111V240L113 239H111L110 237H107V235H106V237H107V240H106V242L107 243H105V242H103L104 241V239L102 238ZM107 230V229H106ZM13 231V230H12ZM24 231V230H23ZM43 231V230H42ZM76 231L78 232V230L76 229ZM1 232V231H0ZM40 232V231H39ZM46 232V231H45ZM48 232V231H47ZM46 232V234H48ZM86 232H88L87 230H86ZM110 232V231H109ZM19 233H20V231H19ZM42 233V232H41ZM56 233V232H55ZM76 233V232H75ZM23 234V233H22ZM25 234V233H24ZM46 234H44V236L46 235ZM237 234V235H236ZM43 235V234H42ZM42 235H40V239H41V236ZM72 235V234H71ZM5 236V235H4ZM44 236H43V238H44ZM47 236V235H46ZM114 236V235H113ZM7 236H5V238H6ZM49 237H51V235L49 236ZM244 238L246 237L247 238V236H243ZM4 238V239H5ZM250 238V237H249ZM52 239L54 240V241H56V242H58V243H60L61 244V242H62V240L60 241L59 239H60V236H59V239H58V237L57 236H52ZM66 239V238H65ZM64 239V241L66 242V240ZM248 239V238H247ZM257 239V238H256ZM41 240H43V239H41ZM249 240H251V239H249ZM249 240H248V242H249ZM0 241H1V239H0ZM60 241V242H59ZM69 241V240H68ZM72 241H75V240H72ZM75 241V242H76ZM217 241V244H214L215 242ZM218 241H220V242H218ZM255 241H257V240H255ZM264 241V240H263ZM39 242V241H38ZM52 242V241H51ZM212 242H214L213 243V246L214 247H212L211 245H212ZM251 242H252V240H251ZM254 242V241H253ZM252 242V243H253ZM35 243H36V241H35ZM41 243V242H40ZM43 243V242H42ZM46 242H45V240H44V244H45ZM53 243V242H52ZM69 243V242H68ZM79 243V244H80ZM105 243V244H104ZM235 243V242H234ZM239 243H241V242H239ZM242 243H244V241L242 242ZM242 243H241V247H242ZM251 243V247H255V246H253V245H255V244H252ZM254 243H256V242H254ZM257 243H258V241H257ZM37 244V243H36ZM35 244V245H36ZM50 243H48V245H49ZM77 245H78V243H76ZM225 244H227V243H225ZM231 243H229L228 245H230ZM246 244V243H245ZM263 244V243H262ZM54 245V244H53ZM56 245V244H55ZM54 245V246H55ZM69 245V244H68ZM76 245V246H77ZM111 245V244H110ZM219 245V244H218ZM234 246H235V244H233ZM232 245V246H233ZM237 245H239L238 243H237ZM236 245V246H237ZM37 246V245H36ZM39 246V245H38ZM50 246H51V244H50ZM71 246H72V244H71ZM235 246V247H236ZM248 246H250V245H248ZM262 246V245H261ZM35 247V246H34ZM58 247V246H57ZM61 247H63V245L62 246H60L59 248H61ZM74 247H75V245H74ZM122 247V246H121ZM219 247H220V245H219ZM222 247V246H221ZM223 247H225V246H223ZM228 247V246H227ZM238 247V246H237ZM241 247H240V249H241ZM264 247V246H263ZM33 248V247H32ZM63 248H65V245H64V247ZM73 248V247H72ZM243 248H247V245H245L244 246V244H243V247H242V250H243ZM258 248H260V247H258ZM34 249V248H33ZM36 249V248H35ZM51 249V248H50ZM66 249V248H65ZM75 249V248H74ZM96 249V248H95ZM221 249V248H220ZM230 249H233L231 246H230ZM239 249V250H240ZM245 249L243 250L244 252H245ZM248 249H251V248H249L248 247ZM261 249V248H260ZM263 249V248H262ZM32 250V249H31ZM139 250V251H140ZM237 250V249H236ZM235 250V248H234V251H236ZM252 250H253V248H252ZM251 250V252H255V250L254 251H252ZM264 250V249H263ZM262 250V251H263ZM36 251V250H35ZM35 251H34V253H35ZM121 251V250H120ZM124 251V250H123ZM223 251L224 250H222V253H223ZM247 251V250H246ZM260 251V250H259ZM53 252V251H52ZM57 252V251H56ZM55 252V253H56ZM107 252V251H106ZM231 252H232V250H231ZM237 252V251H236ZM247 252H249V253H251L250 252V250L249 251H247ZM246 252V253H247ZM33 253V252H32ZM33 253V254H34ZM54 253V254H55ZM81 252H79V254H80ZM83 253H85V252H83ZM89 253H91L90 251H89ZM109 253V252H108ZM117 253H118V250H117ZM124 253H125V251H124ZM127 253V252H126ZM241 253V252H240ZM246 253H244V254H246ZM260 253V252H259ZM259 253H258V256H255L257 253H254L255 255H246L247 257H249V259H250V256H251V258L252 257H256V259L258 258V257H260L259 256ZM71 254H72V252H71ZM78 254V255H79ZM97 254H98V252H97ZM104 254H106V253H104ZM118 254H120V253H118ZM128 255H129V257H132L133 255H132V253H127ZM134 254H136L137 255V253H134ZM230 254V253H229ZM235 255H236V253H234ZM56 255V254H55ZM59 255V254H58ZM70 255V254H69ZM75 255V254H74ZM81 255V254H80ZM130 255H132V256H130ZM136 255H134V256H136ZM232 255V254H231ZM240 255V254H239ZM82 256V255H81ZM117 256V255H116ZM127 256V255H126ZM133 256V257H134ZM233 256V255H232ZM231 256V257H232ZM245 256V255H244ZM17 257V256H16ZM57 257V256H56ZM73 257V256H72ZM75 257V256H74ZM97 257V256H96ZM114 257V256H113ZM133 257H132V260L133 261H135L134 259H133ZM140 257V258H141ZM223 257V258H222ZM227 257H229V256H227ZM234 257V256H233ZM236 257H238L237 255H236ZM235 257V258H236ZM247 257L246 258H243V259H246L247 260ZM78 257H76L75 259L77 260V262H78V260H80L79 261V263L81 264V262H82V259L80 258V259H77ZM83 258V257H82ZM86 258V257H85ZM88 258H89V254H88ZM98 258V257H97ZM100 258V257H99ZM99 258H98V260H99ZM110 258H112V257H110ZM116 258V257H115ZM125 258V257H124ZM127 258L128 257H126L125 258V261L127 260ZM219 258H221V260H219ZM241 258H242V256H241ZM262 258V257H261ZM90 259H92V258H90ZM136 259V258H135ZM223 259H224V261H223ZM231 259V258H230ZM233 259V258H232ZM237 259V258H236ZM83 260H85V259H83ZM129 260V259H128ZM127 260V261H128ZM140 260V259H139ZM142 260V259H141ZM157 260H159V261H157ZM228 260V259H227ZM250 260H254V259H250ZM257 260H259V258L257 259ZM145 261V260H144ZM151 261V263H155V262H152ZM229 261V260H228ZM227 261V262H228ZM231 261V260H230ZM242 261V260H241ZM244 261V260H243ZM263 261V260H262ZM261 261V262H262ZM122 262V261H121ZM141 262V261H140ZM139 262V263H140ZM233 262H235V261H233ZM238 263L240 262V261H237ZM120 263V262H119ZM130 263V262H129ZM142 264L144 263V262H141ZM146 263V262H145ZM150 263V262H149ZM155 263V264H156ZM207 263V262H206ZM228 263H230V262H228ZM215 264V263H214ZM217 264V263H216ZM221 264H223V263H221ZM231 264V263H230ZM237 264V263H236ZM241 264V263H240Z\"/></svg>",
  "mask_w": 264,
  "mask_h": 264
},
{
  "label": "crops",
  "instance_id": "3",
  "mask_svg": "<svg viewBox=\"0 0 264 264\" xmlns=\"http://www.w3.org/2000/svg\"><path fill=\"white\" fill-rule=\"evenodd\" d=\"M73 10H75V9H72V11H73ZM76 10H78V9H76ZM88 10H89V9H88ZM73 13H74V12H73ZM73 15H75V13H74ZM74 23H75V22H74ZM74 23H72L71 26H75V25H77V23H76L75 25H73ZM72 29H73V31H74V28H72ZM77 31H78V30H77Z\"/></svg>",
  "mask_w": 264,
  "mask_h": 264
}]
</instances>
